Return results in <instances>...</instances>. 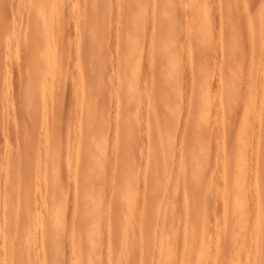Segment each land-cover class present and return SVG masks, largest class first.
<instances>
[{
    "label": "rangeland",
    "instance_id": "374dc122",
    "mask_svg": "<svg viewBox=\"0 0 264 264\" xmlns=\"http://www.w3.org/2000/svg\"><path fill=\"white\" fill-rule=\"evenodd\" d=\"M2 1L0 0V2H2ZM4 1H3V3L7 2V0L5 2ZM11 1L13 3L17 2L16 5L14 3V5L11 6V4H13V3L8 1V3H7L8 5H6V6L7 7L10 6V8H12L11 10L8 9L9 7L8 8H6V7L1 8L0 7V11L3 8H6V9H3V10H5L6 15L3 12V10L0 13V18H1V14H2V16L3 15L6 16V18L2 17L3 20L0 19V23L2 21L4 22V24L3 25L1 24V25L5 26V29H4V27H2L4 30H2V28H0V30L3 32L8 31L7 34L8 35L10 34V38H11L10 43L12 42L14 36L17 39L16 40L14 38V41H17L20 43L23 42L22 38H23V36L25 37L24 34H26V37L24 39L25 42L23 44H21L22 47L24 44H26L25 45L26 47L24 46V52H23V48L20 47L21 45L19 43H17L18 49H16L17 50L16 51V50H14V48H16L15 47L16 43L12 42L13 44H15L14 47L11 46L13 44L10 45V43H9V46H11V50H12L11 52H13V50L16 51V52H13V54H12L13 57H11V54L8 51V50H10L9 46H8V48H7V46L6 47L2 46V49H1V45H2V43H4V39L1 37L3 40L2 41L0 40L2 42V43L0 42V54H4L3 51L5 50L4 51L5 54L10 55V56H8L9 60L11 58L13 60V58H14L15 61L10 60V62H8L9 60L6 59L8 57H6L7 55L5 56V54H4V60H2V55L0 56L1 63H2V61L4 63L8 62L9 66L8 65L7 66L9 67V69H11V70H9L7 68V66L5 67L6 64L2 63L1 66L4 67V68H2V73L6 72L7 70L9 71L8 74L12 73L9 76V75H6V73H7L6 72L4 74L5 76H2V77H4L3 79H5V78L8 79V77L9 78L12 77L11 75H13V73H14L13 77L11 78V89H10V91H8L5 94H2V92L0 90V92H1L0 93V95H1V100H0L1 101V106H0V113L1 114H0V116L1 117L3 116L2 120H0L1 121L0 124L2 123L1 127H0V144H1L0 145V152L5 154V155L2 154L3 157L1 154L0 155L4 159L6 155L8 157V154L9 155H10V153L13 154V151H12L13 149L11 150V148H14V152L16 153L18 151L17 153L19 155L17 156V153H16V155L14 153L15 156L10 155L11 158H9V159H11V161L14 159L16 161L13 160V162L18 163V162H20L19 157H21V161L23 162L27 158L26 156H28L30 154L28 156V158H30L32 163L31 162L28 163V161H29L28 158H27L28 161H25V162H27L28 164L34 165L35 159H34V161H32L33 159H31V157H32L31 153L32 152L30 151L31 153H29L26 150L28 147H25L26 149H24V143L27 144V142L25 140L28 137L29 139L27 141H32L35 144L36 136L40 135V131H41L40 129L43 126V123L41 122V118H40V116H42V113L40 112V111H42V108H41L40 104H38V105L36 104L37 106H39L38 108H40V109H38L39 112H38V110H36V108H35L36 106H35L34 109H35V111H37V113H34L35 111L34 112L31 111V112H29L30 113L29 114V113H27L29 106L27 108V106L25 107V105H24V107L27 108V110L26 111L24 110L25 112H23V111L21 112L20 108H22L21 107L22 105L21 106L19 105L20 104L19 100L21 99L20 97H22L24 94V92L21 93L24 90H19L20 89L19 85H21V89H24V87H22V85L23 84L25 85V83H26L25 68H26L27 63H28V57H27L28 53H29L28 49H29L30 43H31V39H30L31 38V34H30L31 31H28V30H31L32 21H31V14L29 12V9H28V7L26 8V4L24 5V3L26 2L25 0H11ZM20 1H21L20 6H22V4H23L24 8H21L19 10V8H18L19 6H17V5H19ZM65 1L66 0H64V2ZM114 1L116 2L117 0H113V1L112 0H101L99 3H103V4H101V5L99 4V6L103 7L105 5L103 8L109 9V6L111 7L115 3ZM145 1L146 2L143 3V2H141V0H121L120 5L118 4L119 1L117 2V4L119 6H116V3L114 5L115 8L117 7L116 9L121 8L120 11L119 10L116 11L114 6L112 7V14L111 15L113 17H111V15H107L106 12H104V15H106L108 17V20L109 19L110 20L107 21L108 23H106V21H105L106 16L104 17V24H107V25H104L105 27L101 33L105 34V36H104L105 39H106V37H108V38L106 40H102V41L103 42L106 41V43H107V40H108V42L111 40V42H109L110 43L109 47L113 46V44H114L113 42L115 41L114 45L116 46V50H115V46H113L114 48L112 47L111 49H105V48L103 49L104 45L106 44L104 42V45H102V47L100 48V49L106 50L103 52L102 50L95 48L96 41L95 42L92 41V43L94 42L93 43L94 45H93V47L91 46L92 47L91 50L88 51L87 53L89 56V53L97 50L96 51L97 53H100V51L102 52V55H101L102 59L105 56L107 57V55L111 59V58H114L115 57L114 55H116L119 52L118 56H116V58H114L116 60H114V61L110 60L112 62V63H110V61L108 60L109 58L107 59V61L105 60V58L103 60L100 59V63H102V64L98 63L99 61L93 60L92 65L89 66V62L91 61V59L88 58V61L86 60L87 63L86 62L84 63V60L86 58L83 59V65L81 66L82 68L84 66H87V64L91 68V66H93V63L96 62L95 66H93L94 71L96 69H101V70L103 69L101 71V80L105 81V79H107L109 81L111 87H109V85H107L105 88H102V89L108 90L109 88H111L108 91H105L107 94H108V92H110L109 96L111 99L107 100V98L109 99L108 95L105 92H102L106 95V97H104V94L101 93L102 89L99 90V94L97 96L98 99L100 97V99L98 100V107L99 106L102 107L103 102H105L106 100H107L106 102L108 104L107 108H104V106H103L102 107L103 110L101 109L102 111L101 112L99 111L101 114V115L99 114V116L104 118L105 123L107 122L106 124H109L108 129L106 128L107 132L106 133H103V132L100 133V135L106 134V138H107L106 145H108V146L106 147L105 151L102 148H98V150L96 149L93 152V153H95V157H93L92 159H87L85 157V155L87 153L85 155H83L81 157V163L82 164L80 163L81 165H79L77 167L75 165V162L72 163V159H74L72 157L74 148H72V147H74V145L76 144V142L78 140L77 136H79V135H77L76 137H73V136H75L74 133L78 134V132H74V131H78V129L84 128V126L79 123V119H78L79 115H76V114H78V112L77 111L75 112V110H77L76 108H80V103H77V105L79 104L78 107L76 104L73 105L72 103L79 102L81 100L80 95L82 96V94H80L81 91L79 93L80 95L79 94L73 95L75 92L74 91L71 92L74 89L73 87H75V88L79 87V86H75L74 83L72 84L71 81L75 79L74 82H78L79 77H77V79H76V77L74 76V73H72V70L75 68V66H73L74 68H72L71 63L69 61L72 62V65H74L76 60H78L77 63L81 62L79 64H82V61H81L82 57H84L85 54H87V53L84 54V52H85L84 47L81 48V51H84L83 54H82V52L80 54V52L78 51L79 50L78 47L80 45L79 41H81V43H82V40H79V39L85 38L86 35H89L88 37H91L90 36L91 30H89L88 32H85V36H82V35H84L83 31L88 26V22H89V26L91 24H90L89 18H85L87 16L84 15V14H86L85 2H82V0H78V1L70 0L71 3L69 2L70 4H68V0H67V3H65L66 6H68V7L66 9L67 14L64 13V24L65 23L67 24L66 20H68V18H69V20H72V22H71L72 24L68 20V24L63 26L64 29L62 30V31L66 30L65 34H63V37H61L62 35H60V37L62 39L61 41L65 47V50L67 49L65 51L66 53L64 52V55H66V58L68 59V60L66 59L67 62L64 63L65 59L63 57L64 62H62V63H64L63 67L65 66V64H67V68L69 67L68 69L65 68L66 66L64 67L65 69H67L66 70L67 73L69 74L68 71H70V73H72L70 75L74 76V78L71 77L72 78L71 81L68 79L69 82L71 83V86L73 85V87H72V90L69 88V90H71V91L68 92V94H67V91H68L67 87L69 86L68 85L69 82L67 81L68 83L65 84V87L60 88V89H64L63 90L64 94H63V92H61L60 89H57V91L60 90L58 92L61 94V96H59L60 94L56 91L57 94H59L58 95L59 99H56L55 101H53V103H56L57 105H59L60 102H62V101L65 102V99L71 98L70 100H67V102L68 101L72 102V100H73L72 103L68 102L69 103L68 104L66 102L64 104H65V106H66V104L68 105L67 106L68 109H69V107H71L73 105V108L75 110L70 109L71 111L69 110V112H68L67 111L68 109L66 110V108H65L64 110H65V112H67L68 116H67V118H63V116H65V113L62 114L63 113L62 112L63 104H62V106L61 105L56 106V104H54V105L51 104L52 108H53V106H55L53 108V111L56 108H57L56 110L58 111L59 107H61L62 110L60 109L59 111L62 112L61 113L62 115L59 117V120L57 122L53 123L54 126H52L53 125L52 122L50 124L51 127H49V128L54 129L52 131H56L59 128L58 131H56L52 134L50 133V140L53 141L54 143L57 142L56 144L58 146L56 147V145L53 144V146H55L56 149L54 150V147H53L52 150L49 151L51 153H49V152L48 153L54 154V152H56L54 155L59 156L60 161H61L60 165H57V163L55 161L56 159H52V162L57 165L54 168L61 173V174L59 173V175L62 177V181L66 177H67V180L70 178L72 181H74L73 177H75V174L77 172H79V171H77V172H74V171L79 170V169L81 170L80 167H82V165H85L88 167L89 172H90L89 177H91V178L88 177L87 179L89 180V182L86 181L87 183L84 182V185H82L83 187H81V188H83V193L80 192L81 190L78 191L75 189L76 188V186L74 187L75 183H73V182L71 183L70 179L68 180L70 182H68L66 180L67 181L66 184H68L66 186H68V187H66L64 185L66 181H64L62 183L63 187L66 188V189H64L65 191L62 192L60 195V198L62 201V207H61L60 211L56 214V216L54 215V218H56V219H54V221L52 223V226L58 227V228L63 227V225H65V227L60 228L62 231H61L60 236L57 237L58 239L59 238H61V239H59V240L57 239V241H55V238H48L47 240L45 239V241H46L45 244L47 246L46 247L45 244L43 243V241L41 240L42 239V233H43L42 232L43 228L41 229L42 226L41 227L38 226L39 228L37 226H34L35 232L33 231L34 230V228H33L30 232L31 235L29 233V236L31 239L33 238V240H34V238L40 239L38 236V232H39L40 233L39 235L41 236L40 241H42L41 243H43V245L39 243L40 242L39 240H36V242L34 241L35 246L37 243H39L40 245L37 244L39 246V247L36 246L37 248L33 245L36 249H32L31 252L33 253L36 250H37V252L33 253V256L31 255V259L33 258L31 260L32 264H37V263L43 264V260H42V258H43L42 254L43 253L42 254L40 253V250H43V249H41V248H46V250L49 249L48 250L49 251V253H48L49 263L48 264H72L73 263L71 260V258L73 259V252H74V248L71 247V246H73V240H71L72 241L71 245H63V243L65 244V242H66V244H67L68 243L67 241L70 242V240H67V238H69V236H70L69 239H73L75 237V234H76L75 231L76 230L74 231L73 229H75L77 227V225H76L77 222L75 220L78 217L79 210L77 209L78 210L77 215H76V213L74 214L73 212H75V206L77 205L76 206V208H77L78 205L81 204V201L79 203H77L78 199H81V198H78V196L80 197L81 195H85L84 197L81 196L83 198H85L86 196H90V197H88V198L86 197V198L88 200H90L92 198L94 200H91V201L92 202L94 201V204L96 203L95 204L96 206L94 205V207H93L92 206L93 203H92V205H90L91 204V202H90L89 205L92 208L88 207L86 210L87 217L89 216L88 215L90 213L89 211H91V213H90L91 215L88 218L85 217L86 219H89V221L88 220H85V221H88V224L91 223V224H89L90 226L92 224H94L95 222H99V224L102 223L105 226L106 223L118 221L119 222L118 225L120 228L122 227V226H120L122 223H123V226H124V224L126 225L127 223H139V224H141L142 227L145 228V233H144V235H142V239L137 237L139 235L138 231H137L136 236H134V237L135 238L137 237L140 240L135 239L134 242L128 243V254L130 256V261H128L127 263L122 262V260L120 259L121 256H120L119 250H121V249L119 247H118V249L114 248L111 252H110V250H107L106 252H104V249H106V248H103L104 244L102 241L103 240L104 241L109 240V239H106L105 236H107V235H105L104 236L105 238L103 237L104 239L101 240V243L103 244V246H102L103 250L99 249V247L95 245V244H97L95 241L90 242V240L87 241L85 238L83 239V240H85L86 243L84 244L85 246H83V248L81 249V251L83 252V256L81 258V260H82L81 264H146L144 261H142L140 259V256L143 253H146L150 250L151 251L153 250L152 251V253H153L154 249L156 248V246L160 242L165 243V244L168 241H170V242L171 241L172 242L177 241L178 243H180V242L182 243L184 237L185 238L194 237L196 239V243H194V250H195V248H196V250L193 251L196 253V256H198L199 258H203V257H205V255L209 254L210 256H212V259H213L214 251L216 248L215 237H216V235L223 233V222L224 221L222 220L221 217H218V216H216L217 218H213L210 220L207 219L206 214H201L202 211L199 210L200 209L199 206L204 207V206L209 205L210 198L208 197V194L211 192L212 186H214V183L215 184L217 183L216 184L217 190L218 191L220 190L221 193L227 192V189H234V188L239 189L240 188L237 193H234V195H231L226 199V203L233 205L231 211H228V218L231 219L232 232H234L231 235L234 237H240V236L242 237L244 235L248 236L252 232H255L257 234V236H261L264 234V218L260 217L261 215H264V208L262 210H260L259 206L256 207L253 205L254 208L251 207V209H250L248 206L244 205L245 203H247L246 201H249V199H251L252 197L254 198L255 196L258 198L259 201H264V152H262V154L258 153L259 147H260V145L258 143L259 139H260L259 135L260 134L264 135V78L257 75V73H255V71L252 69V63H251L252 58H253L251 56V54H255L256 57H258V59L260 61L264 60V47H262V48L260 47L256 53H253L251 43H250L251 27L258 26L264 22V13L262 12L263 11L262 7H264V0H220V2H219V0H213L214 2L212 0L211 1L208 0V2L210 1L209 3L211 4V6L209 5V7H211V8L209 9L210 11H208L207 14L200 11L201 3H199L197 0H190V1L189 0H181L182 4H181L180 0H176L177 2H180V3L178 4L175 1L177 3V5H175V7H177L178 5L181 4L180 7L179 6L177 7L180 10L178 9L175 11L176 8H174V12L172 11V13L174 15H172V16H175V18L177 17L176 19L173 17L174 25H176V26L178 25L179 29L181 28L180 30L178 28H176L177 29L176 37H177V39L178 38L179 39L175 40L174 37L173 38H166V36H165V38L164 37H162V38H164V40H166L165 42L168 41V43H172V40L178 41V42H176V43H178V45L176 43H174L176 46H174V44L172 43L174 46L173 49L177 50V51H172V53H173V56H176L177 58H179V56H177V55H179V53H180L181 62L177 63V64H179V67L176 64L177 69L179 68L178 71L175 70L176 66L174 65L175 67L172 66L174 68L169 70L168 73H167V71L164 72L163 76H161L162 74H160V69H158L154 66L152 69V64L155 62V59L151 60V58H155V56H157V58L160 57V55H161V57L163 56L161 53H160V55L159 54L158 55L153 54V51L155 49H151V48H153L152 45L154 44V38L156 36V35H154L155 31H156V27H158V24L156 23V21H153L156 19L153 16H154L155 11H156L155 6H158L157 0H156V4L154 3L155 8L151 7V6H153V2H155V0H145ZM78 2H80V3L82 2L81 6H79L80 4ZM183 2H185V3H183ZM144 4H146V5H144ZM75 5H77L81 8H78V7H77L78 9L76 7H75L76 9L73 8ZM2 6H4V5H2ZM82 6H84L83 7L84 9H82ZM144 6H146V7H144ZM148 6H150V7H148ZM198 6H199V8L196 9ZM16 8L18 9V11H21V14H20V12L18 13L19 15L17 14V12L15 11ZM25 8L28 9L27 13L25 12V10H26ZM126 8H128V9L126 10ZM68 9H72V10L75 9L77 11H75V10L74 11L76 13L78 12L79 14H75L74 11H71V10H69V13H68ZM79 9H80V11H79ZM81 9H82V11H81ZM7 10H8V14H7ZM22 10L24 11L23 12L24 14L25 13L27 15H28V13L30 14L28 18L26 15L22 14ZM83 10H84V12H83ZM123 10H124V12H123ZM198 10L200 12H197ZM118 11L120 13L117 14ZM177 11H179V12H177ZM80 12H82V14L84 13L83 14L84 16L82 15L81 19L79 18V17H81ZM121 12H123V13H121ZM175 12H177L176 15H178V16L175 15ZM255 12H256V15H254L253 18L248 17ZM195 13H197V14H195ZM199 14H201V16H199ZM21 15L22 16L24 15L26 18L24 16H23L24 17L23 18ZM76 15H77V17H76ZM192 15H194V16H192ZM196 15H198V16L195 17ZM17 16L19 18H21V20L26 19L27 22L24 23V21L17 19L18 18ZM73 16H75V19H77V20L74 21L72 19ZM117 16H119V17H117ZM9 18L11 19V21ZM78 18H79V20H78ZM111 18H112V21H111ZM123 18L126 19V21H128V24L124 23V21L120 22V21L124 20ZM4 19H6V20H4ZM116 19H118V20L120 19V21L118 22V20L116 21ZM14 20L15 21L18 20L17 22H19V23L15 22L16 24H14ZM20 21L23 23H21ZM78 21H80V22H78ZM114 21H116V22L114 23ZM11 22H13L14 26L11 25L12 24ZM111 22L115 25L117 24V26L120 25L121 23H124V24L121 25L122 29H119L120 26H118V28L116 26V28L118 29V30L115 29V30H117V33H116V31H113V28L115 27V25H113ZM93 23L94 22L92 21V24ZM6 24H7V27L9 26L8 28L11 31H13L14 29L16 31H13L14 32V33L12 32L13 34L11 32L9 33V30H7L8 28L6 29ZM111 24L114 26L112 28V30L109 29V28H111ZM10 25H11V27H14V29L11 28ZM174 25L172 24L173 27H174ZM16 26H17V29L15 28ZM81 26H82V28H81ZM89 26H88V28H89ZM203 26L205 28L207 26H209V28H212V31L214 32V34L209 36L210 40L212 39L211 41L209 40V38H206L207 40H205V38L203 37V36L208 37V35H204L205 31L203 30L204 29ZM127 27H128V31H127ZM20 28H22V29H20ZM191 28H192V30L195 29L194 32H195V35L197 34V36L194 37V35H192L194 32H192L190 30ZM23 29H24V31L22 32ZM108 29L110 32L107 31ZM176 29H175V31H176ZM157 30H158V28H157ZM159 30H160V28H159ZM189 30H190V32H189ZM200 30L203 31V36H201L202 32H200ZM19 31H21L23 34V36H21L22 34L20 32L21 35L19 34V37L20 36L21 37L20 38L18 37L19 39H22L21 41L16 37L18 35L17 33H19ZM78 31H79V33L81 32L80 33L81 38H79L80 35H78L79 34ZM85 31H87V30H85ZM125 31H127V32L125 33ZM254 31H255V33L253 32V34L260 35V33L262 31H264V24L262 26H259L258 28H256ZM107 32L111 33V34H108ZM123 32H124V34H122L123 36H125V34H126L127 36H131L132 38H138V40L134 39V41L129 44L131 50H133L136 46H139L141 44V41H143V48L145 47V49H144V55H145L144 57L145 58L143 59L144 61H142L140 68H138V67L136 69L131 68V70L134 69V71H131V73L133 72V75L132 74L131 75L133 77L137 76L138 77L137 80H139V83L135 79L134 80L135 82H132L129 85H127L124 88V92L127 91L128 94L125 92L127 94V96L122 98V97H118L119 87L117 89L116 84L121 83L119 80L120 77L118 75L119 74L118 73L119 72L118 63L121 62V57H122L123 51L120 52L122 50V49L120 50V48L123 47L124 51L127 48L126 43L121 41L125 38L121 35V33H123ZM62 33H64V32H62ZM75 33H77V34H75ZM156 33H158V31H156ZM189 33L190 34L192 33V34L188 35ZM11 34H12V36H11ZM28 34H30V35H28ZM205 34H207V33H205ZM3 35L5 36L4 33H3ZM109 35L111 36L110 39H109ZM119 35H120V38H119ZM198 35H200V37H203L204 39L198 38ZM142 36L144 38H142ZM158 36H159V33H158L157 37ZM196 37L198 38V40ZM194 38H196V39H194ZM75 39L78 41V43L75 41ZM241 39H242V41H241ZM85 40H88V39H86V38L83 39V42H85ZM89 40H91V39H89ZM204 40L206 41L205 45L203 44V43H205ZM208 40H209V42H208ZM26 41H27V43H26ZM196 41L199 42L200 44L197 43ZM243 41H245V42H243ZM120 42L122 43V45H121V47H118L121 44ZM242 42H243V44H242ZM65 43L67 44L68 48L66 47ZM109 43H107L105 47H108ZM189 43H190V45H193L191 48H190ZM195 43H197V45ZM207 43H208V45H207ZM74 44H76L78 46H75ZM82 44H84V43H82ZM86 44H85L86 47H88L89 45H92V44H89V45H86ZM209 44H210V46H209ZM18 45H20V46H18ZM177 46L179 48L180 47L181 48L179 49ZM74 47H77L78 50ZM80 47H82V46H80ZM139 47H141V46H139ZM188 47L190 48V50L192 52L191 53L192 55H190V56H188L189 54H187L188 53V51H187ZM68 49H69V51H68ZM72 49L73 50L75 49L74 50L75 52L78 51L79 54L76 53V55L78 54L79 57L81 55V58L78 57L81 60L75 58L78 55L75 56V54H74L75 52ZM206 49H208V50H206ZM6 50H7V52H6ZM110 50H114V51L111 52ZM209 51H211V52H209ZM208 52H209V54L206 55V53H208ZM23 53H25V54H23ZM68 53H69V55H68ZM104 53H106V55ZM111 53H112V57H110V55H109ZM120 53H121V55H120ZM176 53H178V54H176ZM71 55H72V57H71ZM103 55H104V57H103ZM152 55H153V57H152ZM21 56H22L21 63L23 62L22 66H21V64H19ZM204 56H207V57L204 58ZM26 57H27V60L25 59ZM117 57H118V59H117ZM73 58H75V61L73 60ZM206 58H208L209 60H207ZM204 59H206L208 61L206 63L207 64L206 66H208V72L210 71V73H207V67L205 65H204V68H202L203 66L201 68H199V65L201 64V62ZM14 62L19 64L20 66L15 64L17 66L15 68V65L13 64ZM107 62L109 65H107L106 68L105 67L103 68L102 66H100V65H103L104 63L105 64L103 66H105ZM155 63H157V62H155ZM90 64H91V62H90ZM23 65L25 68H23ZM75 65L79 66L78 64H75ZM116 65H117V73L118 74L114 73L116 71V69L112 70V67H111V66H114L113 68H116L115 67ZM1 66H0V68H1ZM12 66H13V68H12ZM89 67H88V70H86V68L81 69L80 67L79 68L82 71H80L78 67H77L78 69H76V70L79 71V74H81V76H83V78L86 77L89 80V78L91 76H89V78L87 76H85L88 73L89 74L92 73L91 72L92 69L89 70ZM100 67H102V68H100ZM110 67H111V69H110ZM6 68H7V70H4ZM17 68H18V70H17ZM154 68H156V69H154ZM150 69L153 72H150L151 71ZM203 69H206V70H203ZM74 70H73V72H74ZM83 70H86V71L83 72ZM111 70L113 71V73L108 74L111 72ZM97 71H95L93 73V75ZM106 71L107 72L109 71L107 74H108V77L110 79L111 78L114 79L115 77H113V76H115V74L118 75L116 77H119V79L115 78V80L116 81L118 80L119 82L117 81L118 83H116V81H113V79H112V81H110L109 78L106 77L107 76V74L105 73ZM174 71H177V72H174ZM22 72H24V74ZM77 73L78 72H76V74ZM83 73L85 75H82ZM104 73H105V77H106L105 79H103ZM149 73H150V77L148 75ZM161 73H163V72H161ZM79 74H77L76 76H79ZM151 74L154 76H152ZM206 74H207V76L209 75V77L212 76L211 77L212 79L207 78ZM1 75L2 74L0 72V76ZM70 75H69V77H70ZM93 75L90 78V81H87V79H86V83L91 82V80H94ZM146 75H148V78H146ZM160 76H161V78H163V79L166 78V79L162 80L160 78ZM205 76H206L207 80L209 79V81H211V82L213 80V83L210 85H212L211 86L212 92L215 91L214 94L212 93L213 94V100L210 101L211 105L213 106L212 107L210 105V107L212 109L211 110L212 116L210 115V118L207 116V113H202L201 115H198V116H196V114H195V116H193L195 109L193 108V106H191L192 100H193L192 95L194 93L198 94V93H200V91H202L203 86L206 82ZM255 76L257 77V79H255ZM142 77H143V79H142ZM140 78L143 81L142 80L140 81ZM3 79H2V81L0 79L1 84L3 83ZM147 79H149V80H147ZM167 81L169 83L168 86H170V87H169V89L165 87V89L167 90L166 91L164 89V87L162 86L163 87L162 89H164L163 91H166L163 93V96H164V94H166V95L168 94L166 97L165 96L164 97H165V99L170 98L169 102L167 100V102H168L167 105L170 104L171 107L168 106V108H166L167 107L166 106L167 102L165 103L166 100H164V97H163V100H162V97H160L161 100L157 99V103H159V104H156V109H157L156 111L157 112L151 113L150 110H152V109L149 106L150 105L149 100L147 99L148 98L147 96L150 95L148 92H150L151 95H154L153 92L157 91L160 83L163 82L161 85H163V84L166 85ZM92 82L94 83V81H92ZM221 82L224 83V88H222V89L219 87L220 85H218V83L221 84ZM19 83H21V84H19ZM109 83L102 82V85L105 86V84H109ZM176 83H177V85H176ZM179 83L181 84V86L183 84V86L179 87L180 86ZM206 83H208V82H206ZM76 84H78V83H76ZM87 84H89V83H87ZM113 84H115V85H113ZM66 85H67V87H66ZM92 85L89 84V88H88L89 91L91 90V86H92V88L94 87V84H92ZM95 85H97V83ZM137 85H142V88H141V86H139L141 90L140 89L138 90V88H137V91H135L136 90L135 87H137ZM113 86H115L116 87V88L114 87L115 90L117 89L118 91H116V92H114L115 90L111 91L113 89ZM1 87H0V89H1ZM212 87H213V89H212ZM133 88H135V89L133 90ZM176 88H177V90H176ZM76 89H75V91H76ZM78 90H80V87ZM96 90L98 91L97 88L92 89L90 91V93H92V91H96ZM168 90L170 91V93L168 92ZM19 91H20V93H19ZM94 93H97V92H94ZM180 93H182V94L180 95ZM202 93L203 92H201L199 94V97L202 95ZM18 94H19V96H18ZM92 94H90V95H92ZM64 95H66V98L63 97ZM169 95H170V97H169ZM194 95H196V94H194ZM17 96L19 97V100L17 99L18 98ZM101 96H102L103 101H100ZM111 96H113V97H111ZM2 97L6 98V100H7L6 102H8L6 105H5V100H3ZM77 97L80 98V99L78 98L79 101H77ZM103 97H104V99H103ZM255 97L257 98V100L263 99V105L261 106V108H259L258 105L256 104L257 100L255 99ZM258 97H259V99H258ZM63 98H65V99H63ZM73 98H75V99H73ZM146 99H147L148 103H146ZM57 100H59V103L57 102ZM223 100H224V102H223ZM3 101H4V105H3ZM162 101H163V103H162ZM108 102L110 103L111 106H109ZM219 102L221 105L222 104H224V105L221 106L219 104ZM105 103H104V105L106 106L107 104H105ZM164 103H165V105H164ZM70 104H71V106H70ZM8 105H10V107H9L10 109L7 108ZM49 106H50V104L48 105V107ZM75 106H76V108H75ZM48 107H47V109H48ZM216 107H218V108H216ZM4 108H7V109L4 110ZM49 110H50V108H49ZM56 110L54 112L53 111H50V112L56 113ZM220 110L222 111L221 113L219 112ZM29 111H30V109H29ZM249 111H251V112H249ZM20 112H21V114L22 113L24 114L23 116H25L23 119H22L23 116L20 114ZM2 113L4 115L6 113H8V115H11L13 118L12 121L17 122V120H19L20 121V122L18 121L19 124L12 122L11 121L12 118H9L10 116H8V115H5V117H4V115ZM40 113H41V115H39ZM48 113H49V111H48ZM70 113L71 114L74 113L73 114L74 116L73 117L70 116ZM132 113H134L138 119L137 120L138 123H136L134 126V130L137 129L136 134H135L136 140H134V142L132 141V142H128V143H119L118 145L115 144L118 142L119 138L121 139L120 135H122V134L125 135V132H126L124 129L125 126H123V128H122V129H124L123 133L119 132L118 135L119 134L120 135L119 136L116 135L118 137L115 136V134H117V130L116 131H114L113 129L110 130V128L114 127V124H115V128L117 127L119 117H124V116H127L128 114L131 116ZM251 113L253 116L251 115ZM26 114L29 115V118L32 117L31 120L27 117ZM31 114H32V116H31ZM49 114H51V116L52 115L54 116V114H52V113H49ZM59 114L60 113H58L57 116H59ZM38 115H39L38 119L40 120V125H42L39 127H38L39 122H34L36 120L38 121V119H36L38 117ZM75 115L78 118H76ZM20 116H22V117L20 118ZM247 116H249L251 120H249V117H247ZM1 117H0V119H1ZM16 117L17 118L19 117V119L15 120ZM48 117H49V115H48ZM192 117L196 120L195 125H194V121H193L194 119L191 120ZM50 118L53 119L52 117H50ZM62 118L64 120L66 119V122L63 121ZM71 118H72V120L70 121ZM73 118H75L74 122H73ZM109 118H110V120H109ZM146 118L147 119L149 118L151 120H152V118L160 119L166 125L172 123L170 126H168L169 129H166L167 135L169 134V136H167V143L168 144L165 143L166 140L164 142L165 144L162 142V144H164L165 147H164V145L162 146L160 140H157L158 139V133L153 131V132H150V134H149L148 131H150L151 125L148 124L149 119L147 120ZM219 118H221V119H219ZM246 118H248V120ZM57 119H58V117H57ZM67 119L69 120L70 124L67 122L68 121ZM76 119H77V121H76ZM29 120L31 123L32 122L33 123L31 124L29 122ZM190 120L193 122H191ZM6 121H7L8 125L5 123ZM50 121L51 120H49V122ZM55 121H56V119H55ZM111 121H113V122H111ZM164 121H168V122L166 123ZM26 122H28V123H26ZM64 122H65V124H61ZM198 122H201V123L198 124ZM4 123L7 126H5ZM35 123H37L38 125ZM189 123H191V124L193 123L192 127H194V128H192V127L191 128L194 129L193 133H192V136H194V141H193V139H192V141L190 140L191 134L189 135V133L192 131L189 129L190 125H191V124L189 125ZM112 124H113V126H111ZM139 124H141V125L139 126ZM33 125H35V126L37 125L36 127L34 126L35 129L38 127V129L36 131L33 129L35 132L32 131ZM61 125H63V126H61ZM77 125H78V127H77ZM74 126H76L77 129H75ZM105 126H107V125H105ZM4 127H6V129ZM64 127L65 128L67 127L68 130L67 129L65 130ZM165 127L167 128V126H165ZM3 129H5V130H3ZM61 129L62 130L64 129L63 130L64 133H62L63 131ZM82 130H79V134L81 133ZM187 130L189 131L188 135H186ZM60 131H62L60 136L58 135L59 136L58 139L56 138L58 141L55 142V140H54L55 136H57V133ZM65 131H66V133H65ZM70 133H72V135ZM155 133H156V135H154ZM200 133H207V135H209V136H212V134H213V136L209 138L208 142H206L204 140H202V141L195 140V137L197 135H199ZM62 134H66V136H68L69 138H70V136L73 137V139L72 138L70 139L71 141L69 140L68 137L66 138V140L64 139L65 143H67L68 140L70 141L69 143H67L68 144L67 146H69V147H67L64 144V142H62L63 140H61V139L66 137L65 135H62ZM108 134H109V137H108ZM61 136H63V137H61ZM155 136H156V139H155ZM187 136H188L189 141H187V139H186ZM257 137H258V139H257ZM37 138H38L37 141H39L40 140L39 136ZM165 138L166 137H164V139ZM6 139L11 143V145L8 141H6ZM59 140H60V142L63 143V145H62V143L59 142ZM6 142H7V145H4ZM17 142H19V143H17ZM32 142H30V143H32ZM186 142H190V143H186ZM33 143L30 146L32 149L30 147L28 149V150H32L33 153L35 152V148L33 150V147L36 146V149H38V148L42 149L45 147L44 144L40 145L42 143V142L40 143V141L37 142L38 146H37V144L34 146ZM263 144H264V140H263V143L261 144V149L264 148V147H262ZM28 145H29V142H28ZM113 145H114V147H113ZM166 145H168V146H166ZM8 146L11 148H9ZM42 146H44V147H42ZM161 146L163 147V149ZM20 147H22L23 150H26V152L25 151L23 152V150ZM58 147H60V148L62 147V148L60 149ZM67 148L68 149L71 148L72 150L71 149L68 150ZM7 149L8 150L10 149L9 152H7L8 154L6 153ZM44 149L41 150V153L45 157L44 153H46L47 148H46V150H44ZM65 149H66V152H65ZM3 150H5V151L3 152ZM15 150H17V151H15ZM156 150L157 151L159 150V151L156 152ZM20 151H22V152H20ZM63 151L66 154L67 153L69 154V155L68 154L67 155L69 157H71V158H69L70 160L66 159V158H68V156H66V154L64 155ZM70 151H71V155H70ZM100 151H102V152L100 153ZM185 152H187V153L190 152V155L187 153H186L187 155L186 154L184 155ZM23 153H25L24 156L22 155ZM26 153H27V155H26ZM33 153H32V155H33ZM48 153H47V155H49ZM154 153H157L158 154L157 157H159L161 159L162 163H165V164H167V162L169 164V161H172L174 159L172 162H170V164L172 163L171 165L173 168V174L175 172H177V174H175L176 178H174V175H173V178H170L168 182H164V183L160 184V186H157L158 190H155V185H158L160 183V181L163 179H161L162 177H160L162 174L159 175V173H158L159 169L156 167H153L151 165L152 162L150 159H152ZM165 153L170 154V155L166 156L167 154H165ZM61 154H62V156H61ZM162 154H165L164 155L165 158H162ZM172 155H173V157H172ZM16 156H17V158H19L18 160L15 158ZM181 156H186L185 158H186V160H188L187 163L189 161L190 162L188 163V167L180 166V168L178 169L177 166L180 163L179 159L181 158ZM34 157H35V153H34L33 158ZM2 158L0 160V165L3 164L1 166V169L4 171L5 159L3 161ZM22 158H24V160ZM169 158H171V159L169 160ZM164 159H167V160L164 161ZM65 161H66V163L67 162L69 163V161H71L70 163H72L74 165V168L76 167L75 168L76 170H74L73 167H70V166L68 167V169H67L68 171L67 170L66 171H67V175H69V176L62 175V173L66 174V172L63 170L64 168H67ZM73 161H76V159H74ZM25 162H23V163H25ZM50 162L47 163V166L53 164V163L50 164ZM149 163H151V164L149 165ZM20 164H21V162H20ZM28 164H24V166L27 165L25 168H24V166H22L23 164L20 165L24 168V170H22L23 168L20 170L22 172V173H20V179L17 178L21 182V183H19V181H18L20 186H22V185L25 186L24 184H26V183L22 184V181L25 180V182H27V179L25 178V176H26L25 173L30 175L29 173L26 172V171L29 172V169H30L29 168L30 165H28ZM17 165H19V163ZM166 166H168V165H166ZM173 166L177 167V171H176V168H174ZM189 166H191V167H189ZM19 168L20 167L17 166L18 170H19ZM3 171H2V174L3 175L5 174V175L3 177L0 174V180H1V177H3V178L7 177L8 172H9V171L7 172L6 168H5L6 173L5 172L3 173ZM14 171H15V169H13L10 172L13 173ZM23 171H24V173H23ZM19 172L17 171L18 174H19ZM69 172H70V174H69ZM71 172H74V175L71 174ZM190 172H191V175H189V177H188L189 179H187V182L185 183L183 177L185 178V176H187L186 174L190 173ZM192 172H194V173H192ZM177 175H178V177H177ZM21 176L23 177L22 178L23 180L21 179ZM30 176L31 177H28V181H29L28 184L29 185H31V183L33 182L32 180H35V177H32V176H34V174H32ZM5 181H6V178L3 181H1L0 184H1V186L3 184L4 189L6 190V185L4 183ZM30 181H32V182L30 183ZM247 182H251V184L253 185L252 190H248L247 188H243L244 183H247ZM69 183H71V185ZM223 184H227V186L225 187L226 189L220 188L223 186ZM43 185H44V182H43ZM217 185L218 186L220 185V186L218 187ZM239 185H240V187L238 188ZM1 186H0V191L2 192L4 189H2ZM69 186H70V188L74 187V189H72V188L69 189ZM171 187H176L175 193L174 192L169 193ZM46 188H47V186L45 184L44 188H43L44 195L41 194L42 192L40 193L42 195V197H40L41 196L40 194H39L40 196H38V194H34V198L36 200L34 199L33 200L34 203L33 202L31 203L32 206L34 204L36 205L38 203L37 204L38 210H39L38 213H40L41 198L45 197V195H46L45 194ZM185 188H187L188 191L190 192V195H191L190 199L191 200L193 199L194 206H197V202L198 203L202 202V205H203V206L201 204L198 205L192 211L188 210L189 212L187 211L188 212L187 214L184 212V211H186L185 205L188 206V204L189 203L191 204L192 201L189 200L188 196H185L186 195V192H184ZM5 190L3 191L4 194H5ZM80 193H82V194H80ZM85 193L88 195H86ZM90 193H91V195H90ZM3 196H4L3 194H2V197L0 196V199H1L0 201L3 202V203L0 202L2 204V205H0V210H1L0 213H2L0 215H2V216H3V212L6 211V208L4 207L5 200L3 199ZM36 196L40 197V199L37 197L39 199L38 202H36L38 200L36 198ZM157 196H160L159 200L161 202H163L164 205H168V206H172V207L174 206L177 209V212H178V213L176 212L177 215L180 214V216H181V218L178 216L179 219H177V220L181 221V222L179 224H177V227L175 226L176 228H165V230L163 231L164 232L163 234H156L154 232V228H153L156 224L159 223V221H161V218L163 217L161 215L163 213L161 211L162 208L161 209L155 208V207L154 208H152V207L147 208L148 204L149 205L152 204V201H154L155 197H157ZM206 197H208V199ZM204 198H205V200H204ZM18 199H19V197H18ZM206 199L208 200L207 202H209V203H207V205H204L206 202ZM2 200H4V201H2ZM15 200L16 199H10L9 203H12V201H13V203L17 202ZM19 200H18V203H19ZM85 201L86 200H83L82 202H85ZM215 202H217V201H213V203L211 202L212 204H214L213 210H215L214 208L217 207L218 208L217 212L219 215L221 213V205H219V202H218V204L217 203L215 204ZM70 203H72V204H70ZM83 204H85V203H83ZM15 205H14L15 209H17V204H15ZM19 205H21V207H20L21 209L19 208L20 209L19 211L24 212V210H25L24 204L21 203ZM35 205L33 207H35ZM183 205H184V207L182 208V210H183L184 214L179 212V211H181L180 206L182 207ZM37 206L35 207L36 210H37ZM190 206H189V208L187 207V209H191L194 207V206L193 207L192 206L190 207ZM2 208L5 210L2 211L3 210ZM22 208H24V209H22ZM41 208H42V206H41ZM145 209H147V210H145ZM71 210H72V212H71ZM77 210H76V212H77ZM17 211H18V209L15 212H17ZM19 211H18V213H19ZM144 211H147L146 212L147 215H146V213H144ZM215 211L213 212L214 215H215ZM15 212L13 213L14 215L13 214L12 215L16 217ZM240 212L249 213V216H247V215L244 216ZM181 214H183V216ZM185 214H186V216H185ZM257 214H259V216L257 218H255L257 216ZM73 215H74V219H72ZM92 215H93V217H92ZM2 216H0V217L2 218ZM18 216H20V215L18 214L17 217ZM262 217H264V216H262ZM4 218H5V216H3V220H5ZM253 218H255V219H253ZM20 219H22V218L20 217ZM20 219H19V222H21ZM70 219L74 220L75 225L73 224L74 222H72ZM3 220L2 219L0 220L1 221V224H0L1 229H3V227H2V225H3L2 221ZM68 220H70L72 222V224H70ZM182 220H183V222H182ZM92 221H95V222L93 223ZM184 221L187 222V225L189 223L192 225V227L189 229L188 232H187V230H184V228H185L184 225H186V224L183 225ZM251 221H253L255 225H253V227L251 226L246 231H245V229L243 230V228H245V226H247V224L251 223ZM118 222H116V223H118ZM68 223H69V226L70 225H72L73 227L75 226L72 229L74 231V233L71 230V228L67 229V230L72 231V232L70 231L71 232L70 234L73 233L72 235H74V237H72V235H68L69 234L68 231L65 232V229L69 227V226L66 227V225ZM19 224H17V225H19ZM218 225H219L218 230H215V227ZM242 226H244V227H242ZM19 227L21 228V226H19ZM124 227H122V229ZM17 228H18V226H17ZM46 228H47V226L44 228V230ZM0 232H1V230H0ZM36 232H37V234H36ZM19 233H20V231H17L18 239L20 236ZM66 234L68 237L66 236ZM159 235L161 237H158ZM182 236H183V238H181ZM107 238H108V236H107ZM120 238H121L120 236H115L113 238V240H119ZM20 239H21V237H20ZM60 240H61V242H63V243H61L62 245L60 243H57ZM104 243L106 245L109 244L107 241H105ZM220 243H223V244L225 243V251H226V253H228V255H233L236 252L235 247L231 244V240L229 239V237L221 239ZM258 245H259L258 242L250 243V245H249V243H246L243 250H249V249L252 250V249H254V247H256ZM69 246L71 248H69ZM88 246H90V247L88 248ZM38 248H40V249H38ZM38 251H39V253H38ZM70 252H72V253L70 254ZM109 254H110V256H109ZM37 255H40L42 257L37 256ZM70 255H71V257H70ZM67 256H68V259H67ZM19 258H21V257H19ZM25 260L26 259L24 257L22 258V261H20V259H19L21 264H27L26 263L27 260L26 261ZM1 261H3V259ZM17 261H18V258H17ZM35 261H37V262H35ZM164 261H167V263H168L169 260L165 259ZM210 261H211V257H210ZM22 262H24V263H22ZM170 262L171 261H169V264H170ZM17 264H20V263L17 262ZM194 264H195V262H194ZM209 264H211V262ZM217 264H219V261Z\"/></svg>",
    "mask_w": 264,
    "mask_h": 264
},
{
    "label": "bare ground",
    "instance_id": "6f19581e",
    "mask_svg": "<svg viewBox=\"0 0 264 264\" xmlns=\"http://www.w3.org/2000/svg\"><path fill=\"white\" fill-rule=\"evenodd\" d=\"M2 1V0H1ZM4 1V0H3ZM3 1L2 2H0L1 4L3 3ZM6 1V0H5ZM4 1V2H5ZM8 1H10L11 3H13L11 0H7V2L6 3H3L2 5H4V6H2L1 4V8L2 7H6V8H8L9 10H11L12 8H10V6H6V5H8L7 3H8ZM26 2L24 3V5L26 4V8L28 7V9H29V12H30V14H31V21H32V25H31V30H28V31H31V43H30V47H29V53H28V63H27V66H26V68L24 67V65H23V68H25V78H26V83H25V85L23 84L22 85V87H24V89H21V85H19V87H20V89L19 90H24V91H22L21 93H23L24 92V94H23V96L22 97H20L21 99L19 100V94H18V100L20 101V106L22 107V108H20L21 109V112L23 111V112H25L26 110H27V108H28V106H29V109H30V111H29V109H28V112L27 113H29V112H34L35 111V109H34V107L36 108V110H38V109H40V108H38L39 106H37L38 104H40L41 105V108H42V111H40L41 113H42V116H40V118H41V122L43 123V126L42 125H40V120L38 119L39 118V115H41V113L38 115V117L36 118V119H38V121L36 120V121H34V122H39L38 124L37 123H35V124H37L38 125V127L39 126H42L41 127V131H40V135H38L39 136V138H40V145H42V144H44V146L47 148V151H46V153H44L45 154V157H44V155L41 153V150L42 149H44L45 147L44 146H42V147H44V148H38V149H36V144H37V142H39V141H37L38 140V136H36V142H35V144L32 142V141H27L29 138L27 137V139L25 140L26 142H27V144H25L24 143V149H26L25 147H28L26 150L29 152V153H33V151L32 150H28L29 149V147L31 146V144L33 143L34 144V146L35 147H33V150H34V148H35V157L33 158V156H34V153H33V155H32V153H31V159H33L32 161H34V159H35V164L33 165V164H28L29 162H31V160H30V158H28V156L30 155H28V156H26L27 155V153H26V157L29 159V161H28V159L26 158L25 159V161H28V163L27 162H25V161H23V162H25V163H23L22 161H21V157H19L20 158V162H21V164H20V162H18L19 163V165H17L18 163H14L13 162V160L11 161V159H9V158H11L10 157V155H14V148H11V147H9V148H11V150L13 151V154H11L10 153V155L7 153V152H9V150L7 149V151H6V153L8 154V157H7V155L5 156V161H4V159L2 158L3 157V155L2 154H4V153H1L0 152V154L2 155V157H1V155H0V160H1V158L3 159V161H4V171L1 169V166L3 165H0V174L4 177V175L2 174V171H3V173L5 172V168H6V170H7V172H8V175H7V177H5L6 178V181L4 182L5 183V185H6V190L4 189V186H3V184H2V186H1V184H0V186H1V188L2 189H4L5 190V194L3 193V191L0 193V196L2 197V194L4 195L3 196V199L5 200V203H4V207L6 208V211H4L5 209H3L2 211H4L3 212V216H5V220H3V216L2 215H0V216H2V218L0 217V220L2 219L3 221H2V223H3V225H2V227H3V229H1V227H0V230H1V232H0V264H17V262L18 263H20L21 264V262L20 261H22V258L24 257L26 260H27V264H30L32 261V259H31V255L33 256V253H35V252H37V250L36 251H34L33 253L31 252V250L32 249H36L37 247L36 246H38V245H40V244H42L43 245V243L45 244L46 243V241H45V239L47 240L48 238H55V241H57V237H59L60 236V234H61V229L60 228H63V227H65V225H63V227H54V226H52V223H53V221H54V219H56V218H54V215L56 216V214L60 211V209H61V207H62V201H61V198H60V195H61V193L62 192H64L65 190L64 189H66V188H64L63 187V185H62V183L64 182V181H66L67 180V177L65 178V179H63V181H62V177L59 175V171H57L54 167L55 166H57V165H60V163H61V161H60V158H59V156H55L54 154L56 153V152H54V154H49V153H51V152H49V151H51L52 150V148L54 147V150L56 149L55 148V146H53V144L54 145H56V147L58 146L56 143V141H58L57 139H58V137L60 136V134H61V132L65 129H67V127L65 128L64 127V129L62 130V131H60V132H58L57 133V136H55V142L56 143H54L53 141H51L50 140V133L52 134V133H54V132H56V131H58L59 130V128L56 130V131H52V130H54V129H51V128H49V127H51V122H52V124L53 123H55V122H57L58 120H59V117L62 115V114H64L65 113V116H63V118H67V116H68V114H67V112H65V108H66V110L68 109L67 108V104H66V106H65V104L64 103H66L67 102V100H70L71 98H69V99H65L66 98V95H64L63 97H65V98H63V99H65V102L64 101H62V102H60L59 103V100H57V102L59 103V105H61L62 106V104H63V106H62V109L64 110H62L61 109V107H59V110L61 109L62 110V112L61 111H57L56 109H54V111L56 110V113H53L54 111H53V108L55 107V106H53V108H52V106H51V104L52 105H54V104H56V103H53V101H55L56 99H59L58 98V95L60 94L58 91H60L61 90V92H63V94H64V89H60V88H62V87H65V84L66 83H68L69 82V80L71 81L72 80V78L71 77H73L74 78V76L76 77V79H77V77H79L78 79H79V81L78 82H74L75 81V79L74 80H72L71 82H72V84L74 83V85L75 86H79L80 87V90H78L79 89V87L76 89L75 87H73V85L71 86V83L69 82L68 83V87H67V85H66V87L68 88V91H67V94H68V92H70L71 90H72V87L74 88L71 92H75L73 95H78L79 93H80V91H81V93L80 94H82V96L80 95V97H81V100L79 101L78 100V98L79 97H77V101H79V102H74V103H72L73 102V100H72V102L71 101H68V102H71L73 105L74 104H76L77 105V103H80V108H76V106H75V108L77 109V110H75L74 108H73V105L71 106V104H70V106L71 107H69V109L67 110L68 112H69V110L71 109H74L75 110V112L77 111L78 112V114H76V115H79V118L76 116V118H78L79 119V123L81 124V125H83L84 126V128H81V129H78V131H74V132H78V134H75L74 133V135L75 136H73V137H76L77 135H79V136H77V138H78V140H77V142H76V144L74 145V147H72V148H74L73 150V158L74 159H76V161H73L74 159H72V163H74L75 162V165H76V167L77 166H79V165H81L82 163H81V157L83 156V155H85L86 153V155H85V157L87 158V159H92L93 157H95V153H93L96 149L98 150V148H102L104 151H105V149H106V147L108 146V145H106V140H107V138H106V134H101L100 135V133H106L107 132V129H108V125L109 124H106L105 123V121H104V118L103 117H101V116H99V114H100V112L103 110L102 109V107L104 106V108H107V106H108V104H107V100H110L111 98H110V96H109V93L110 92H108V94L105 92V91H108L109 89H111V88H109L108 90H104V89H102V88H105L107 85H109V87H111V85H110V83H109V81L107 80V79H105L106 77L107 78H109L108 77V74H111V73H113V69H116V71L114 72V73H117V65L115 66L116 68H113L114 66H111L112 67V70H111V72L110 73H108L107 71L105 72L106 74H107V76L105 77V73H104V78L103 79H105V81L104 80H101V71L103 70H101V69H96L95 71H97L94 75H93V73L95 72L94 71V68H93V66H95V64H96V62H94L93 63V66H91V68L89 67L90 65H92V61L94 60V61H99L98 63H100V59H102V52L100 51V53H97L96 51L97 50H93L94 52H91V53H89V56H88V51H90L91 50V48L93 47V43L96 41V46H95V48H97V49H100L101 47H102V45H104V42L106 43V41H102V40H106L108 37H106V39L104 38V36H105V34H103V33H101L102 31H103V29H104V25H107V24H104V17L106 16V15H104V12H106V14L107 15H111L112 14V7L115 5V3H116V6H119L120 5V3H121V0H117L111 7L109 6V9H106V8H103L102 6V8L99 6V4L101 5V4H103V3H99L101 0H82V2H85V11H86V14H84L85 16H87V17H85V18H89V20H90V26H89V22H88V26H89V28H88V26H87V28L85 29V30H87V31H83L84 32V35H82V36H85V32H88L89 30H91V33H90V36L91 37H88L89 35H86L85 36V38L86 39H88V40H85V42L87 43H85V42H83V39H85V38H83V39H79V40H82V43H84V44H82L81 43V41H79L80 42V45H79V50H78V48L77 47H74V48H76L79 52H80V54H81V52H82V54H83V52L84 51H81V48H85V52H84V54L85 53H87V54H85V56L84 57H82V60L81 59H79V58H81V55H80V57H79V53H78V51L77 52H75L73 49V51L75 52H73L74 54H75V56H77V57H75V58H77V59H79V60H81L82 61V64H79V63H81V62H79V63H77V61L78 60H76L75 61V58H73V60L75 61V63H74V65H72V62L71 61H69L70 63H71V66H72V68H74L73 66H75V70H74V72H73V70H72V73H74V76H72V75H70V74H72V73H70V71H68L69 72V74L67 73V69L69 68H67V64H65V68H67V69H65L64 67H63V64L64 63H66L67 61H66V55H64V52L67 50H65V47H64V44L62 43V39H61V37H63V34H65V31L66 30H64V31H62L64 28H63V26H65V25H67L68 24V20H69V18H68V20H66L67 21V24L65 23L64 24V13L65 14H67L66 13V9H67V7L68 6H66V4L65 3H67V0L64 2V0H25ZM75 1H78V0H75ZM113 1V0H112ZM119 1V5L117 4V2ZM176 0H157V5L158 6H155L156 7V11H155V14H154V16L153 17H155L156 19L155 20H153V21H156V23L158 24V27H156V31H158V33H159V36L157 37V35H158V33H156V31H155V34L154 35H156L155 36V38H154V44L152 45L153 46V48H151V49H155L154 51H153V54H155V55H160V53L163 55L162 57H161V55H160V57H158L157 58V56H155V58H151V60H153V59H155V62H157V63H155L154 61V65L152 64V69H153V66L154 67H156V68H158V69H160V74H162L161 76H163V74H164V72H166L167 71V73L169 72V70H171V69H173L175 66H176V68H175V70H177L178 71V69H177V65H178V67H179V64H177L178 62H181V59H180V53H179V55H177V56H179V58H177L176 56H173V53H172V51H177V50H175V49H173L174 48V46H176L174 43H176V42H178V41H175L176 39H177V37H176V32H177V29L176 28H178L179 29V26L177 27L176 25H174V22H173V17L175 18V16H172V15H174L173 13H172V11L174 12V8H176L175 9V11L176 10H178L179 8H177L178 6L180 7V5L182 4V2H181V0H180V2H181V4L180 5H178L177 7H175V5H177V3L179 4L180 2H175ZM190 1V0H189ZM199 3H201V9H200V11L201 12H203V13H205V14H207L208 13V11H210L209 9L211 8V7H209V5L211 6V4L208 2V0H197ZM213 1V0H212ZM9 2V3H10ZM70 2V0H68V4H70L69 3ZM82 2L80 3V2H78L79 4V6H81V4H82ZM124 2V1H123ZM141 2H143V3H145L146 1L145 0H141ZM214 2V1H213ZM219 2H220V0H219ZM15 3V2H14ZM14 3L13 4H11V6L12 5H14ZM20 3H21V1L19 2V5H17V6H19L18 8H19V10L21 9V8H24V5L22 4V6H20ZM152 3V2H151ZM154 3L156 4V0H155V2H153V6H151V7H153V8H155L154 7ZM183 3H185V2H183ZM212 3V2H211ZM17 4V2L15 3V5ZM124 4V3H123ZM10 5V4H9ZM125 5V4H124ZM123 5V6H124ZM144 5H146V4H144ZM152 5V4H151ZM200 5V4H199ZM79 6H77V5H75L73 8H81V7H79ZM84 6H82V9H84L83 8ZM144 7H146V6H144ZM148 7H150V6H148ZM6 8H3V9H6ZM25 8V9H26ZM72 8V9H73ZM75 8V9H76ZM77 8V9H78ZM87 8V9H86ZM114 8H115V6H114ZM113 8V9H114ZM117 8V7H116ZM115 8V10L117 11V10H119L120 11V9H116ZM199 8V6L196 8V9H198ZM263 9V13H264V7H262ZM2 9V10H3ZM28 9H26L25 10V12L27 13V10ZM72 9H68V13H69V10H71V11H74V10H72ZM82 9H81V11H82ZM123 9V8H122ZM128 8H126V10H127ZM2 10L0 11V13L2 12ZM24 10V9H23ZM22 10V14H24L23 11ZM114 10V11H115ZM180 10V9H179ZM184 10V9H183ZM16 12H17V14L20 12V14H21V11H18V9L16 8V10H15ZM14 11V12H15ZM75 11H77V10H75ZM74 11V13L75 14H79L78 12L76 13ZM79 11H80V9H79ZM117 12V14L118 13H120V12ZM196 11V10H195ZM199 10L197 11V12H200ZM261 11V10H260ZM3 12L5 13V15H6V12H5V10H3ZM83 12H84V10H83ZM123 12H124V10H123ZM123 12H121V13H123ZM154 12V11H153ZM177 12H179V11H177ZM177 12H175V15L177 14ZM3 13V14H4ZM11 13V12H10ZM24 14V15H26L27 16V18L29 17V13H28V15L27 14ZM81 13V17H79L80 19L82 18V12H80ZM114 13V12H113ZM126 13V12H125ZM7 14H8V10H7ZM195 14H197V13H195ZM202 14V13H201ZM201 14H199V16H201ZM12 15V14H11ZM15 15V14H14ZM19 15V14H18ZM23 15V16H24ZM83 15V16H84ZM204 15V14H203ZM254 15H256V12L255 13H253L252 15H250V16H248L249 18L251 17V18H253L254 17ZM8 16V15H7ZM22 16V15H21ZM22 16V17H23ZM176 16H178V15H176ZM192 16H194V15H192ZM191 16V17H192ZM198 15H196L195 17H197ZM2 17H4V18H6V16H2V14H1V18L0 19H2ZM14 17V16H13ZM18 17V16H17ZM25 17V16H24ZM23 17V18H24ZM76 17H77V15H76ZM111 17H113L112 15H111ZM117 17H119V16H117ZM190 17V18H191ZM11 18V17H10ZM9 18V19H10ZM26 18V17H25ZM79 18H78V20H79ZM84 18V19H85ZM107 18V19H106ZM177 18V17H176ZM175 18V19H176ZM17 19H19V20H21V18H17ZM67 19V18H66ZM72 19L75 21V20H77V19H75V16H73L72 17ZM114 19V18H113ZM121 19V18H120ZM120 19L118 20V19H116V21L118 20V22L120 21ZM124 19V18H123ZM3 20V19H2ZM1 20V21H2ZM4 20H6V19H4ZM110 20V19H109ZM108 20V17L106 16L105 17V21H106V23H108L107 21H109ZM9 21V20H8ZM10 21H11V19H10ZM18 21V20H17ZM17 21H15L14 20V24H16L15 22H17ZM21 21H24V23L25 22H27L26 21V19H22ZM20 21V22H21ZM70 21V23L72 22V20H69ZM82 21V20H81ZM86 21V20H85ZM92 21L94 22L93 24H92ZM111 21H112V18H111ZM116 21H114V23L116 22ZM124 21V23H127L128 24V21H126V19H124V20H122V21H120V22H123ZM78 22H80V21H78ZM117 22V23H118ZM12 24L11 25H13L14 26V24H13V22H11ZM17 23H19V22H17ZM21 23H23V22H21ZM20 23V24H21ZM77 23V22H76ZM112 23V22H111ZM124 23H121L120 25H118V26H120L119 27V29H122L121 28V25H123ZM4 24V22L2 21L1 23H0V28H2V27H4V29H5V26H2V25ZM9 24V23H8ZM27 24V23H26ZM72 24V23H71ZM99 24V25H98ZM113 24V23H112ZM111 24V28H109L110 30H112V28L114 27L113 25H115V24H113L112 25ZM119 24V23H118ZM172 24L174 25V27L172 26ZM176 24V23H175ZM264 24V22L262 23V24H260V25H258V26H255V27H251V31H250V43H251V47H252V51H253V53H256L257 52V50L261 47H264V31H262L261 33H260V35H256V34H253V32L255 33V29L256 28H258L259 26H262ZM11 25H10V27H11ZM23 25V24H22ZM74 25V24H73ZM72 25V26H73ZM188 25V24H187ZM21 26V25H20ZM69 26V25H68ZM67 26V27H68ZM71 26V27H72ZM116 26H117V24L115 25V27L113 28V31H116V33H117V28H118V26H117V28H116ZM183 26V25H182ZM181 26V27H182ZM210 26V25H209ZM209 26H207L206 28L203 26V30L205 31L204 32V35H208V37L207 36H203V31L202 30H200V32H202V35L201 36H203L204 38H205V40H207L206 38H209V40H210V35H213L214 34V32L212 31V28H209ZM9 27V26H8ZM7 27V24H6V29L8 28ZM189 27V26H188ZM211 27V26H210ZM11 28H13L14 29V27H11ZM16 29H17V26L15 27ZM81 28H82V26H81ZM84 28V27H83ZM157 28H158V30H157ZM159 28H160V30H159ZM3 28H2V30H4ZM12 29V30H13ZM20 29H22V28H20ZM19 29V30H20ZM27 29V28H26ZM25 29V30H26ZM68 29V28H67ZM78 29V28H77ZM76 29V30H77ZM109 29L107 30V31H109ZM115 29H117V30H115ZM175 29H176V31H175ZM181 29V28H180ZM179 29V30H180ZM7 30H9V33L11 32H13V31H16L15 29L13 30V31H11L9 28L7 29ZM75 30V31H76ZM178 30V31H179ZM192 32H194V30L195 29H193L192 30V28L190 29ZM190 30H189V32H190ZM1 31V30H0ZM24 31V29L22 30V32ZM80 31V30H79ZM79 31H78V33H79ZM120 31V30H119ZM127 31H128V27H127ZM127 31H125V33L127 32ZM20 32L21 31H19V33H17L16 35V37L18 38L19 37V34H20ZM22 32H21V34H22ZM26 32V31H25ZM62 32H64V33H62ZM110 32V31H109ZM3 33L5 34V36L3 35ZM8 33V31H6V32H3V31H1L0 32V38L2 37L3 39H4V43H2L1 41L3 40L2 38L0 39L1 41V43H2V45H1V49H2V46L3 47H6L7 46V48H8V46H9V43H10V41H11V38H10V34L8 35L7 34ZM14 33V32H13ZM12 33V34H13ZM81 33V32H80ZM80 33L78 34V35H80ZM108 33V32H107ZM106 33V34H107ZM205 33H207V34H205ZM12 34H11V36H12ZM20 34V35H21ZM30 34H28V35H30ZM75 34H77V33H75ZM108 34H111V33H108ZM122 34H124V32L123 33H121V35ZM192 34V33H191ZM190 33L188 34V35H191ZM216 34V33H215ZM3 35V36H2ZM25 35V37H26V34H24ZM60 35H62L61 37H60ZM164 35V36H163ZM192 35H194V37L195 36H197V34L195 35V32L192 34ZM21 36H23V34L21 35ZM20 36V37H21ZM73 36V35H72ZM102 36V37H101ZM123 36V35H122ZM165 36H166V38H175V40H172V43L174 44V46H173V44L172 43H168V41L167 42H165L166 40H164V38H165ZM19 37V38H20ZM25 37L23 36V42H17V41H14V38H15V36L13 37V40H12V42L14 43H16V45L15 44H13L12 42L10 43V45L11 44H13V45H11V46H13L14 47V45H15V47L16 48H14V50H16V49H18L17 48V43H19L20 45L21 44H23L25 41H24V39H25ZM30 37V36H29ZM71 37V36H70ZM110 35H109V39H110ZM123 37H125L123 40H121L122 42H124V43H126V45H127V48H126V50L124 51V49H123V47L122 48H120V52H122V57H121V62H119L118 63V69H119V77H120V79H119V77H116V76H118V75H116L115 74V76H113V77H115V78H117V79H119L120 80V82L121 83H119V84H116V83H118L116 80H115V78L113 79V78H109V80L110 81H112V79H113V81H116V87H117V89H118V87H119V94H118V97H125V96H127V91H125L124 92V88L127 86V85H129L130 83H132V82H135L134 80L136 79H138V77L136 78L135 76L133 77L132 75H133V72L131 73V71H134V69H136L137 67L138 68H140V66H141V63H142V61H144L143 59L145 58L144 56V49H145V47L143 48V41H141V44L139 45V46H141V47H139V46H136L133 50H131V48H130V46H129V44L131 43V42H133L134 41V39L135 40H138V38H132L131 36H127L126 34H125V36H123ZM162 37H164V38H162ZM179 37V36H178ZM187 37V36H186ZM191 37V36H190ZM203 37H200V35H198V38H203ZM18 38V39H19ZM66 38V37H65ZM78 38V37H77ZM79 38H81V35L79 36ZM104 38V39H103ZM119 38H120V35H119ZM142 38H144L143 36H142ZM185 38V37H184ZM197 38V37H196ZM196 38H194V39H196ZM198 38H197V40H198ZM203 38V39H204ZM212 38V37H211ZM16 39V38H15ZM22 39H19L20 41L22 40ZM64 39V38H63ZM72 39V38H71ZM89 39H91V40H89ZM141 39V38H140ZM139 39V40H140ZM179 39V38H178ZM177 39V40H178ZM244 39V38H243ZM17 40V39H16ZM18 40V41H19ZM150 40V39H149ZM204 40V41H205ZM209 40H208V42H209ZM212 40V39H211ZM210 40V41H211ZM245 40V39H244ZM75 41L78 43V41L75 39ZM92 41H94L93 43H92ZM174 41V42H173ZM195 41V40H194ZM241 41H242V39H241ZM240 41V42H241ZM64 42V41H63ZM66 42V41H65ZM75 42V43H76ZM109 42H111V40L109 41ZM108 42V40H107V43H109ZM147 42V41H146ZM170 42V41H169ZM197 42V41H196ZM201 42V41H200ZM243 42H245V41H243ZM243 42H242V44H243ZM26 43H27V41H26ZM76 43V44H77ZM106 43V44H107ZM114 44H115V41L113 42ZM121 43V42H120ZM197 43H199V42H197ZM197 43H195L196 45H197ZM29 44V43H28ZM66 44V43H65ZM76 44H74L75 46H78V45H76ZM82 44V45H81ZM85 44L86 45H89V44H92V45H89L88 47H86L85 46ZM106 44L104 45V47H103V49L105 48V49H111L113 46H115L114 44H113V46H111V47H109L110 46V43L108 44V47H105L106 46ZM177 45H178V43H176ZM200 44V43H199ZM204 45L206 44V41H205V43H203ZM212 44V43H211ZM214 44V43H213ZM20 45H18V46H20ZM26 44H24L23 45V47H22V45L20 46V47H22L23 48V52H24V46H25ZM84 45V46H83ZM121 45H122V43L120 44V46H118V47H121ZM147 45V44H146ZM149 45V44H148ZM189 45H190V43H189ZM207 45H208V43H207ZM11 46H9L10 47V50H8L9 51V53L11 54V57H13V52H16V51H14L13 50V52H11L12 50H11ZM70 46V45H69ZM72 46V45H71ZM80 46H82V47H80ZM92 46V47H91ZM145 46V45H144ZM193 45H190V48L192 47ZM209 46H210V44H209ZM26 47V46H25ZM66 47H67V44H66ZM73 47V46H72ZM71 47V48H72ZM90 47V48H89ZM139 47V48H138ZM178 47V46H177ZM207 47V46H206ZM64 48V49H63ZM68 48V47H67ZM70 48V49H71ZM114 48V47H113ZM176 48V47H175ZM179 48V47H178ZM181 48V47H180ZM179 48V49H180ZM190 48L188 47V53L187 54H189L188 56H190V55H192L191 53V50H190ZM212 48V47H211ZM6 49V48H5ZM103 49H100V50H102L103 52L104 51H106V50H103ZM7 50H6V52H7ZM87 50V51H86ZM115 50H116V46H115ZM206 50H208V49H206ZM5 51V50H4ZM3 51V53L5 54V52ZM20 51V50H19ZM18 51V52H19ZM68 51H69V49H68ZM111 52L112 51H114V50H110ZM28 52V51H27ZM155 52V53H154ZM207 52V51H206ZM209 52H211V51H209ZM209 52L208 53H206V55L207 54H209ZM20 53V52H19ZM66 53V52H65ZM71 53V52H70ZM76 53H78L77 55H76ZM4 54H0V56L2 55V60H4ZM23 54H25V53H23ZM105 55H106V53H104ZM118 54H119V52L116 54V55H114L113 57L114 58H116V56H118ZM176 54H178V53H176ZM7 54H5V56H6ZM68 55H69V53H68ZM110 55V57H112V53L111 54H109ZM120 55H121V53H120ZM175 55V54H174ZM8 56H10L9 54L6 56V57H8ZM251 56L253 57H251L252 58V69L255 71V73H257V75H259V76H261V77H263L264 78V60L262 61H260L259 59H258V57H256V55L255 54H251ZM5 57V58H6ZM10 57V58H11ZM19 57V56H18ZM27 57L25 58L26 60H27ZM63 57H64V59H63ZM71 57H72V55H71ZM79 57V58H78ZM103 57H104V55H103ZM152 57H153V55H152ZM205 57H207V56H204V58ZM21 58H22V56L20 57V62H19V64H21V66H22V64H23V62L21 63ZM86 58V59H85ZM88 58H90L91 59V64H90V62H89V66H88V64H87V66H84L83 68L85 69L86 68V70H88V67H89V70H91V74H87V75H85L84 73L82 74V75H85V76H87L88 78H89V76H91L92 77V75H93V78H94V80H91V82H87V83H89L90 85H92V84H94V87L92 88V86H91V90L92 89H95V88H97L98 89V91L96 90V91H92V93H90V91L88 90V88H89V84H87L86 83V77L85 78H83V76H81V74H79V71L78 70H76V69H78L79 67L81 68V69H83L81 66L83 65V59H85L84 60V63L86 62L87 63V61H88ZM105 58V60L107 61V59L109 58V56L107 55V57L105 56L104 57ZM103 58V59H104ZM114 58H109L108 60L110 61H114V60H116V59H114ZM6 59H8L9 60V57L8 58H6ZM102 59V60H103ZM117 59H118V57H117ZM180 59V60H179ZM207 60H209L208 58H206ZM206 59H204L202 62H201V64L199 65V68H201L202 66V68H204V65L206 66L207 64V60ZM261 59V58H260ZM11 61H13L14 60V58H13V60H12V58L10 59ZM10 60L8 61V62H10ZM65 62H64V61ZM68 60V59H67ZM87 60V61H86ZM179 60V61H178ZM15 61V60H14ZM17 61V60H16ZM23 61V60H22ZM110 61V63H112ZM8 62H3L2 61V63H4V64H6L5 65V67L8 65L9 66V64H8ZM25 62V61H24ZM62 62H64V63H62ZM2 63H1V59H0V66L2 65ZM14 65L15 64H17L16 62H14L13 63ZM19 64H17V65H19ZM26 64V63H25ZM75 64H78L79 66H76ZM100 64H102V63H100ZM105 64V63H104ZM103 64V65H104ZM177 64V65H176ZM181 64V63H180ZM12 65V64H11ZM103 65H100V66H102L103 68L105 67H107V65H109L108 64V62L106 63V65L105 66H103ZM156 65V66H155ZM175 65V66H174ZM7 66V68L9 69V67ZM20 66V65H19ZM18 66V67H19ZM70 66V65H69ZM70 66V67H71ZM97 66V65H96ZM150 66V65H149ZM172 66H174V67H172ZM17 66L15 65V68H16ZM78 67V68H77ZM102 67H100V68H102ZM111 67H110V69H111ZM151 67V66H150ZM207 67V73H210V71L208 72V66H206ZM205 67V68H206ZM2 68H4V67H2L1 66V68H0V72H1V81H2V79L4 78V77H2V76H5L4 74L6 73V75H9L10 76V74H12V73H10V74H8V70H7V68L6 69H4V70H7L6 72H3L2 73ZM12 68H13V66H12ZM80 68H79V70H80ZM131 68H134L133 70H131ZM156 68H154V69H156ZM65 69V70H64ZM3 70V71H4ZM9 70H11V69H9ZM13 70V69H12ZM15 70V69H14ZM17 70H18V68H17ZM23 70V69H22ZM71 70V69H70ZM86 70H83V72L84 71H86ZM100 70V71H99ZM151 70V69H150ZM162 70V71H161ZM203 70H206V69H203ZM210 70V69H209ZM78 72L77 74H79V76H76L77 74H76V72ZM80 71H82V70H80ZM157 71V70H156ZM177 71H174V72H177ZM11 72V71H10ZM19 72V71H18ZM150 72H153L152 70L150 71ZM161 72H163V73H161ZM205 72V71H204ZM225 72V71H224ZM23 74H24V72H22ZM159 73V72H158ZM206 73V72H205ZM20 74V73H19ZM18 74V75H19ZM132 74V75H131ZM224 74V73H223ZM13 75H14V73H13ZM13 75H11L12 77H13ZM69 75H70V77H69ZM143 75V74H142ZM149 75V77H150V73L148 74ZM148 75H146V78H148ZM152 75V74H151ZM20 76V75H19ZM152 76H154V75H152ZM161 76H160V78H161ZM180 76V75H179ZM196 76V75H195ZM206 76H207V74H206ZM206 76H205V78H206ZM12 77H8V79L7 78H5V79H3V85L1 84V81H0V87H1V92H2V94H5V93H7L8 91H10V89H11V78ZM69 77V78H68ZM90 77V78H91ZM212 76H210L209 77V75L207 76V78H210V79H212L211 78ZM23 78V77H22ZM71 78V79H70ZM90 78H89V80L87 79V81H90ZM145 78V79H146ZM195 78V77H194ZM207 78H206V82H208V83H206L205 82V84H204V86H203V89H202V91H200V93L201 92H203L202 93V95L199 97V94L200 93H194V94H196V95H192V97H193V100H192V104H191V106H193V108L195 109V111H194V114H193V116H195V114H196V116H198V115H201L202 113H207V116L210 118V115H211V107H210V105H211V103H210V101H212L213 100V94H214V92H212V90H211V86L212 85H210V84H212L213 83V80H212V82L211 81H209V79L207 80ZM214 78V77H213ZM252 78V77H251ZM254 78V77H253ZM18 79V78H17ZM20 79V78H19ZM69 79V80H68ZM142 79H143V77H142ZM141 78H140V81L142 80ZM150 79V78H149ZM149 79H147V80H149ZM162 80H165V79H163V78H161ZM224 79V78H223ZM226 79V78H225ZM255 79H257V77L255 76ZM146 80V81H147ZM169 80V79H168ZM24 81V80H23ZM68 81V82H67ZM92 81H94V83L92 82ZM138 81V83H139V80H137ZM136 81V82H137ZM143 81V80H142ZM102 82H104V83H109V84H105V86L104 85H102ZM211 82V83H210ZM76 83H78V84H76ZM97 83V85H95ZM142 83V82H141ZM147 83V82H146ZM163 83V82H162ZM162 83H160V85H159V87H158V89H157V91H155V92H153V94L154 95H151V93L150 92H148L150 95H148L146 98L149 100V106L151 107V109L152 110H150L151 111V113L152 112H154V113H156L157 111V109H156V104H159V103H157V99H160V97H162V100H163V97L165 96H167L166 94H164V96H163V93L164 92H166L167 90L165 89V87L166 88H168L169 89V87L170 86H168L169 85V83H168V81H167V83H166V85L165 84H163V85H161ZM19 84H21V83H19ZM115 84H113V85H115ZM134 84V83H133ZM171 84V83H170ZM174 84V83H173ZM180 84V83H179ZM148 85V84H147ZM176 85H177V83H176ZM218 85H220L219 87L222 89V88H224V83L223 82H221V84L220 83H218ZM139 86H141V88H142V85H137V87H135L136 88V90L135 91H137V88H138V90L140 89V87ZM164 87V89L166 90V91H163L164 89H162L163 87ZM168 86V87H167ZM182 86H183V84H182ZM181 86V84H180V86L179 87H182ZM115 86H113V89L111 90V91H113V90H115V88H114ZM66 88V89H67ZM69 88L71 89V90H69ZM132 88V87H131ZM135 88H133V90L135 89ZM57 89H60V90H58L57 91ZM75 89H76V91L78 92H76L75 91ZM102 89V90H101ZM115 90L114 92H116V91H118V90ZM156 89V88H155ZM180 89V88H179ZM212 89H213V87H212ZM99 90H101V93L102 92H105L107 95H108V97H109V99L107 98V100L105 101V102H103V106L102 107H98V100L100 99V97H99V99L97 98V96H98V94H99ZM141 90V89H140ZM148 90V89H147ZM176 90H177V88H176ZM59 93V94H57V92ZM89 91V92H88ZM0 92V93H1ZM94 92H97V93H94ZM157 92V93H156ZM168 92L170 93V91L168 90ZM19 93H20V91H19ZM112 93V92H111ZM156 93V94H155ZM213 93V94H212ZM219 93V92H218ZM66 94V93H65ZM90 94H92V95H90ZM102 94H104V93H102ZM113 94V93H112ZM126 94V95H125ZM182 93H180V95H181ZM101 95V94H100ZM162 95V96H161ZM59 96H61V94L59 95ZM6 97V96H5ZM3 98V100H5V105L8 103V102H6L7 100H6V98ZM13 97V96H12ZM74 97V96H73ZM76 97V96H75ZM104 97H106V95L104 94ZM104 97H103V99H104ZM111 97H113V96H111ZM165 97H164V100H166L165 101V103L167 102V100H168V102H169V99L170 98H168V99H165ZM169 97H170V95H169ZM191 97V98H192ZM199 97V98H198ZM11 98V97H10ZM73 99H75V98H73ZM80 99V98H79ZM147 99H146V103H148L147 102ZM255 99L257 100V98L255 97ZM258 99H259V97H258ZM0 100H1V95H0ZM161 100V99H160ZM225 100V99H224ZM224 100H223V102H224ZM18 101V102H19ZM100 101H103L102 100V96H101V100ZM159 101V100H158ZM220 101V100H219ZM23 102V103H22ZM67 102V103H68ZM110 102V101H109ZM108 102V103H109ZM168 102L166 103V108H168V106L169 107H171L170 106V104L169 105H167L168 104ZM104 103L105 104H107L106 106L104 105ZM113 103V102H112ZM162 103H163V101H162ZM165 103H164V105H165ZM190 103V102H189ZM37 104V105H36ZM50 104V106L48 107V105ZM69 104V103H68ZM219 104H220V102H219ZM218 104V105H219ZM256 104L258 105V107L259 108H261V106L263 105V99H260V100H257V102H256ZM3 105H4V101H3ZM18 105V104H17ZM24 105H25V107L27 106V108H25L24 107ZM59 105H57L56 104V106H59ZM214 105V104H213ZM221 105V104H220ZM222 105H224V104H222ZM221 105V106H222ZM0 106H1V101H0ZM19 106V107H20ZM79 106V104L77 105V107ZM109 106H111L110 105V103H109ZM212 106V105H211ZM220 106V107H221ZM10 107V105H8V107L7 108H9ZM47 107H48V109H47ZM213 107V106H212ZM215 107V106H214ZM7 108H4V110L5 109H7ZM25 108V109H24ZM49 108H50V110H49ZM216 108H218V107H216ZM223 108V107H222ZM10 109V108H9ZM19 109V110H20ZM34 109V110H33ZM80 109V110H79ZM100 109V110H99ZM102 109V110H101ZM150 109V108H149ZM224 109V108H223ZM3 110V111H4ZM25 110V111H24ZM70 110V111H71ZM222 110V109H221ZM219 111L220 113L222 112V111ZM48 111H49V113H52V114H54V116L52 115L51 116V114H49L48 113ZM50 111H53V112H50ZM100 111V112H99ZM2 112V111H1ZM21 112H20V114H21ZM38 112H39V110H38ZM60 113L59 114V116H57L58 115V113ZM249 112H251V111H249ZM248 112V113H249ZM4 113V112H3ZM2 113V114H3ZM34 113H37V111H35ZM62 113V114H61ZM150 113V112H149ZM1 114V113H0ZM16 114V113H15ZM30 114V113H29ZM67 114V115H66ZM74 113H70V116H74L73 115ZM214 114V113H213ZM4 115V114H3ZM5 115H8V113H6ZM5 115H4V117H5ZM22 116L24 115L23 113L21 114ZM27 115V117L29 118V115L28 114H26ZM48 115H49V117H48ZM101 115V114H100ZM215 115V114H214ZM220 115V114H219ZM249 115V114H248ZM251 115H252V113H251ZM250 115V116H251ZM8 116H10L9 118H12V116L11 115H8ZM15 116V115H14ZM22 116H20V118L22 117ZM31 116H32V114H31ZM30 116V117H31ZM69 116V117H70ZM212 116V115H211ZM222 116V115H221ZM253 116V115H252ZM1 117V116H0ZM25 116H23L22 117V119L24 118ZM50 117H52L53 119H51ZM57 117H58V119H57ZM247 117H249V116H247ZM2 118H3V116L1 117V119L0 120H2ZM8 118V117H7ZM32 118V117H31ZM31 118H29L30 120H31ZM50 118V119H49ZM62 118V119H63ZM17 119H19V117L17 118L16 117V119L15 120H17ZM55 119H56V121H55ZM118 119V118H117ZM147 119V118H146ZM149 119V118H148ZM147 119V120H148ZM194 118L192 117V119L191 120H193ZM219 119H221V118H219ZM247 120H248V118H246ZM10 120V119H9ZM13 120V118L11 119V121ZM21 120V119H20ZM30 120H29V122H30ZM35 120V119H34ZM49 120H51L50 122H49ZM54 120V121H53ZM68 120V119H67ZM72 120V118L70 119V121ZM74 120H75V118H73V122H74ZM108 120V119H107ZM109 120H110V118H109ZM108 120V121H109ZM115 120V119H114ZM137 117L135 116V114L134 113H132L131 114V116L128 114L127 116H124V117H119V120H118V125H117V127L115 128V124H114V127H111L110 128V130L111 129H113L114 131H116L117 130V134H115V136L116 135H118V133L120 132H122L123 133V130L125 129V135L124 134H122V135H120L121 136V139L119 138V140H118V142L117 143H115V144H119V143H128V142H134V140H136L135 139V134H136V131H137V129L136 130H134V126H135V124L136 123H138L137 122ZM153 120V121H152ZM152 120L151 119H149V122H148V124L149 125H151L150 126V131H148L149 132V134H150V132H153V131H155L156 133H158V139L157 140H160L161 141V144H162V142L164 143L165 142V140H166V142L165 143H167V136H169V134L167 135V131H166V129H169L168 128V126H170L171 124H168V125H166L165 123H163V121H161L160 119H157V118H152ZM190 120V121H191ZM249 120H251L250 119V117H249ZM10 121V122H11ZM18 121L19 120H17V122H15V121H12V122H15V123H17V124H19L18 123ZM63 121H65L66 122V119L64 120L63 119ZM62 121V122H63ZM76 121H77V119H76ZM194 121V125H195V122H196V120L194 119L193 120ZM193 121H191V122H193ZM219 121V120H218ZM1 122V121H0ZM9 122V121H8ZM20 122V121H19ZM65 122L64 123H61V124H65ZM69 124H70V122H69V120L67 121ZM111 122H113V121H111ZM164 122H168V121H164ZM7 125H8V123H7V121L5 122ZM5 123H4V125H5ZM26 123H28V122H26ZM31 123V122H30ZM33 123V122H32ZM31 123V124H32ZM109 123V122H108ZM140 123V122H139ZM147 123V122H146ZM201 122H198V124H200ZM2 124V123H1ZM1 124H0V127H1ZM14 124V123H13ZM111 124V123H110ZM165 124V125H164ZM191 123H189V125H190ZM7 125H5V126H7ZM36 125V126H37ZM105 125H107V126H105ZM141 124H139V126H140ZM35 125H33L32 127V131H36L37 129H38V127L35 129V127H34ZM52 126H54V124L52 125ZM59 126V125H58ZM61 126H63V125H61ZM73 126V125H72ZM80 126V125H79ZM111 126H113V124L111 125ZM123 126H125V128L124 129H122L123 128ZM138 126V127H139ZM165 126H167V128L165 127ZM193 126V123L190 125V130L192 131V132H190L189 133V131L187 130L186 132V135H188V133H189V135L191 134V141H192V139H193V141H194V136H192V133H193V130L194 129H192V128H194V127H192ZM75 127V129H77V127H78V125H77V127L76 126H74ZM137 127V128H138ZM147 127V126H146ZM192 127V128H191ZM5 129H6V127H4ZM11 128V127H10ZM107 128V129H106ZM115 128V129H114ZM5 129H3V130H5ZM34 129V130H33ZM83 129V130H82ZM106 129V130H105ZM149 129V128H148ZM2 130V131H3ZM68 130V129H67ZM79 130H82L81 131V133L79 134ZM1 131V132H2ZM34 131V132H35ZM105 131V132H104ZM109 131V130H108ZM166 131V132H165ZM69 132V131H68ZM67 132V133H68ZM185 132V131H184ZM195 132V131H194ZM11 133V132H10ZM62 133H64V131L62 132ZM65 133H66V131H65ZM142 133V132H141ZM156 133L154 134V135H156ZM260 133V132H259ZM71 135H72V133H70ZM69 134V135H70ZM152 134V133H151ZM8 135V134H7ZM29 135V134H28ZM27 135V136H28ZM31 135V134H30ZM59 135V136H58ZM62 135H65L66 136V134H62ZM118 135V136H119ZM125 137H124V136ZM3 136V135H2ZM118 136H116V137H118ZM137 136V135H136ZM212 136H213V134H212ZM212 136H209V135H207V133H200L199 135H197L196 137H195V140H199V141H202V140H204V141H206V142H208V140H209V138L210 137H212ZM258 136V135H257ZM264 135H259V137H260V139H259V145H260V147H259V152L258 153H260V154H262V152H264V148H262L261 149V144L263 143V140H264V137H263ZM61 137H63V136H61ZM68 136H66V137H64V138H62L61 140H63L62 142H64V144L67 146L68 144L67 143H69L71 140V138L73 139V137L72 136H70V138H69V140H68V142L67 143H65V141H64V139L66 140V138H67ZM108 137H109V134H108ZM164 137H166L165 139H164ZM193 137V138H192ZM57 138V139H56ZM161 138V139H160ZM169 138V137H168ZM60 139V138H59ZM155 139H156V136H155ZM164 139V140H163ZM187 141H189V139H188V136H187ZM257 139H258V137H257ZM2 140V139H1ZM14 140V139H13ZM32 140V139H31ZM163 140V141H162ZM6 141H8L7 139H6ZM190 141V142H191ZM261 141V142H260ZM3 142V141H2ZM9 142V141H8ZM28 142H29V145H28ZM30 142H32V143H30ZM59 142H60V140H59ZM62 142H60V143H62ZM190 142H186V143H190ZM4 143V142H3ZM10 143V142H9ZM17 143H19V142H17ZM16 143V144H17ZM73 143V142H72ZM164 143V144H165ZM261 143V144H260ZM15 144V143H14ZM59 144V143H58ZM164 144H162V146L164 145ZM168 144V143H167ZM1 145V144H0ZM3 145V144H2ZM4 145H7V142L4 144ZM10 145H11V143H10ZM62 145H63V143H62ZM37 146H38V144H37ZM73 146V145H72ZM110 146V145H109ZM122 146V145H121ZM161 146V147H162ZM166 146H168V145H166ZM6 147V146H5ZM13 147V146H12ZM63 147V146H62ZM61 147V148H62ZM67 147H69V146H67ZM113 147H114V145H113ZM164 147H165V145H164ZM262 147H264V144L262 145ZM22 150H23V148L22 147H20ZM31 148V147H30ZM46 148L44 149V150H46ZM58 148H60V147H58ZM60 148V149H61ZM3 149V148H2ZM5 149V148H4ZM17 149V148H16ZM32 149V148H31ZM59 149V150H60ZM68 149V148H67ZM71 149V148H70ZM70 149H68V150H70ZM108 149V148H107ZM162 149H163V147H162ZM20 150V149H19ZM26 150H23V152L25 151L26 152ZM58 150V151H59ZM72 150V149H71ZM102 150V151H103ZM5 150H3V152H4ZM15 151H17V150H15ZM31 151V152H30ZM57 151V152H58ZM89 151V152H88ZM102 151H100V153L102 152ZM159 151V150H158ZM157 150H156V152H158ZM11 152V151H10ZM18 152V151H17ZM16 152V153H17ZM20 152H22V151H20ZM49 152V153H48ZM64 152V151H63ZM62 152V153H63ZM65 152H66V149H65ZM63 153L64 155L66 154V153ZM69 152V151H68ZM162 152V151H161ZM16 153H15V155H16ZM47 153L49 154V155H47ZM59 153V152H58ZM163 153V152H162ZM171 153V152H170ZM187 152H185L184 153V155L186 154ZM24 154L25 153H23L22 155L24 156ZM68 154V153H67ZM66 154V156H68ZM165 154H167V153H165ZM165 154H162V158H165ZM172 154V153H171ZM187 154H189L190 155V152L189 153H187ZM186 154V155H187ZM5 155V154H4ZM14 155V156H15ZM19 154L17 153V156H18ZM70 155H71V151H70ZM157 153H154V155H153V157H152V159H150L151 160V162H152V164L151 163H149V165L151 164L153 167H156V168H158L159 170V175L160 174H162L160 177H162L161 179H163V180H161L160 181V183L158 184V185H155V190H158V188H157V186H160V184H162V183H164V182H168L169 181V179L170 178H173V175H174V178H176L175 177V174H177V172H175L174 174H173V168H172V163L170 164V162H172V161H169V164H168V162H167V164H165V163H162V161H161V159L159 158V157H157ZM170 154H167L166 156H169ZM188 155V156H189ZM17 156L15 157L17 160L19 159V158H17ZM22 156V157H23ZM54 156V157H53ZM61 156H62V154H61ZM164 156V157H163ZM175 156V155H174ZM187 156V157H188ZM47 157V158H46ZM157 157V158H156ZM172 157H173V155H172ZM186 156H181V158L179 159L180 160V163H179V165L177 166L178 167V169L180 168V166H184V167H188V163L190 162H188L187 163V161L188 160H186V158H185ZM14 158V157H13ZM69 158H71V157H69L68 156V158H66V159H69ZM84 158V157H83ZM82 158V159H83ZM23 160H24V158H22ZM52 159H56L55 161H56V163H57V165L56 164H54L53 162H52ZM171 158H169V160H170ZM70 160V159H69ZM163 160V159H162ZM165 160H167V159H164V161ZM14 161H16V160H14ZM51 161V162H50ZM67 161V160H66ZM66 161H65V164H66V167L67 168H64L63 170L66 172V174H63L62 173V175H65V176H69V175H67V169H68V167L70 166V167H73V169L74 170H76L75 168H74V165L72 164V163H70L71 161H69V163L67 162L66 163ZM178 161V160H177ZM48 162H50V164L51 163H53V164H51V165H48L47 166V163ZM64 162V161H63ZM2 163V162H1ZM32 163V162H31ZM81 163V164H80ZM176 163V162H175ZM23 164V165H22ZM24 164H28V165H30L29 166V172L28 171H26L27 173H29L30 175H32V174H34V176H32V177H35V180H32V181H30V183H31V185H29L28 184V177H31L30 175H28V174H26L25 173V178L27 179V182H25V180L24 181H22V184H24V183H26V184H24L25 186H23L22 184V186H20V184L19 183H21L20 182V180H18V179H20V173H22L20 170L23 168L22 166H24ZM20 165H22V166H20ZM32 165V166H31ZM166 165H168V166H166ZM17 166L18 167H20L19 168V170L17 169ZM27 166V165H26ZM26 166H24V168L26 167ZM171 166V167H170ZM175 166V165H174ZM173 166V167H174ZM177 167H174V168H176V171H177ZM189 167H191V166H189ZM24 168L22 169V170H24ZM81 168V170L79 169V170H76V171H74V172H77V171H79V172H77L76 174H75V177H73L74 179V181H72L70 178V180H71V183L73 182V183H75V185H74V187L76 186V190H78V191H80V192H82L83 193V188H81V187H83L82 185H84V182H86V181H88L89 182V180L87 179L89 176H90V172H89V169H88V167L87 166H85V165H82V167H80ZM13 169H15V171L13 172V173H11L10 171H12ZM72 169V168H71ZM67 170V171H66ZM70 170V169H69ZM17 171L19 172V174L17 173ZM63 171V172H64ZM74 172H71V174H73L74 175ZM6 173V172H5ZM23 173H24V171H23ZM32 173V174H31ZM192 173H194V172H192ZM61 174V173H60ZM69 174H70V172H69ZM19 175V176H18ZM158 175V176H159ZM187 176H185V178L183 177V179H184V182L186 183L187 182V179H189L188 177H189V175H191V172L190 173H187L186 174ZM18 176V177H17ZM3 177H1V180H0V183H1V181H3L5 178H3ZM177 177H178V175H177ZM3 178V179H2ZM18 178V179H17ZM23 177L21 176V179H22ZM24 178V179H25ZM89 178H91V177H89ZM68 179V180H69ZM23 180V179H22ZM31 180V179H30ZM67 180V181H68ZM18 181H19V183H18ZM62 181V182H61ZM67 181L65 182V186L66 185H68V184H66L67 183ZM189 181V180H188ZM43 182H44V185L46 184V186H47V188H46V195H45V197H43V198H41V206H42V208H41V206H40V213H38V206H37V204L35 205V207L37 206V210L35 209V207H33L32 205H31V203L33 202V200L35 199L34 198V194H38V196H40L41 194H43L44 195V192H43V188H44V185H43ZM68 182H70V181H68ZM71 183H69L70 185H71ZM87 183V182H86ZM217 184V183H216ZM216 184L214 183V186H212V190H211V192L208 194V197L210 198V203L209 202H207L208 200V197H206L207 199H206V202H205V204L204 205H207V203H209V205L208 206H204V207H201V206H199V210H201L202 211V213L201 214H206L207 215V219H213V218H217L216 216H218V217H221L222 218V220L224 221L223 222V233H221V234H219V235H216V237H215V241H216V248H215V251H214V257H213V259H212V256H210L209 254H207V255H205V257H203V258H199L198 256H196V253L195 252H193V251H195L196 250V248H195V250H194V243H196V239L194 238V237H192V238H183V236L181 237V238H183V242L181 243H178L177 241L176 242H170V241H168V242H166V244L165 243H162V242H160L157 246H156V248L154 249V252L152 253V251L150 252V251H148V252H146V253H143L141 256H140V259L142 260V261H144L146 264H169V261H171L170 262V264H194V262H195V264H209L210 262H211V264H217L218 263V261H219V264H264V234L263 235H261V236H257V234L255 233V232H252V233H250L248 236H240V237H234V236H232L231 234L232 233H234V232H232V226H231V219L230 218H228V211H231V209H232V207H233V205L232 204H228V203H226V199L229 197V196H231V195H234V193H237L238 192V190L240 189L239 187H240V185L238 186V188L239 189H237V188H234V189H227V192H220V190L218 191L217 190V187H216ZM73 185V184H72ZM86 185V184H85ZM243 185V184H242ZM91 186V185H90ZM218 186V185H217ZM220 186V185H219ZM218 186V187H219ZM227 186V184H223V186L222 187H220V188H225ZM66 187H68V186H66ZM74 187L72 188V189H74ZM70 188V186H69V189H71ZM175 188L176 187H171V189H170V192L169 193H172V192H174L175 193ZM242 188V187H241ZM243 188H247L248 190H252L253 189V185L251 184V182H247V183H244V185H243ZM89 189V188H88ZM87 189V190H88ZM226 189V188H225ZM92 190V189H91ZM223 191V190H222ZM42 192V193H41ZM184 192H186V195L185 196H188L189 197V200H191L190 198H191V195H190V192L188 191V189L187 188H185V191ZM41 193V194H40ZM82 193H80V194H82ZM160 193V192H159ZM18 194V195H17ZM40 194V195H39ZM86 194V193H85ZM86 195H88V194H86ZM90 195H91V193H90ZM210 195V196H209ZM38 196H36V198L38 197ZM81 196H85V195H81ZM79 197L78 196V198H81V199H78V202L77 203H79L80 201H81V204L80 205H78V207L76 208V206H75V212H73L74 214L76 213V215H77V213H78V210H79V214H78V217L76 218V225H77V227L75 228V229H73L74 227L72 226V225H70L69 226V223L70 224H72V222H74V220H68L69 221V223L66 225V227H68V228H66L65 229V232H67L68 231V235H72L73 233H74V231L76 232V234H75V237H74V235H72V237H74L73 239H69L70 238V236H69V238H67V240H70V242L69 241H67L68 243L66 244V242H65V244L63 243V242H61V240L59 241V242H57V243H63V245H71L72 243V241L71 240H73V246H71L72 248H74V252H73V259L71 258V260H72V264H81L82 262V260H81V258H82V256H83V252L81 251V249L83 248V246H85L84 244L86 243L85 242V240H83L84 238L87 240V241H89L90 240V242H92V241H95L97 244H95L96 246H98L99 247V249H102L103 250V248H106V249H104V252H106L107 250H110V252L115 248V249H118V247L121 249V250H119L120 251V259L122 260V262H124V263H127L128 261H130V256H129V254H128V243H132V242H134L135 241V239H142V235H144V233H145V228L144 227H142L141 226V224H139V223H127L126 225L124 224V226H123V223L120 225V226H122V227H124L123 229H122V227L120 228L119 227V222L118 221H116V222H118V223H116V222H111V223H106V225L104 226L102 223L101 224H99V222H95V221H92L94 224H92L91 226L89 225V224H91V223H89L88 224V221H89V219H86L85 217H87V212H86V210H87V208L88 207H90V208H92L90 205H92V203H93V207H94V205L96 204H94V201L92 202L91 200H94V199H90V200H88L87 198L88 197H90V196H86L85 198H83V197ZM18 197H19V199H18ZM40 197H42V195L40 196ZM40 197H38L39 199H40ZM187 197V198H188ZM37 198V199H38ZM10 199H16L15 201H17V202H15V203H13V201H12V203H9V200ZM19 200V203H18V200ZM39 199L36 201V202H38L39 201ZM157 199V200H156ZM160 196H157V197H155V199H154V201H152V204H148V206H147V208H149V207H152V208H162V218H161V221H159V223L158 224H156L153 228H154V232L156 233V234H163L164 232V230H165V228H176L177 227V224H179L181 221H178L177 219H179L178 218V216L181 218V216H180V214L179 215H177V209L173 206H168V205H164L163 204V202H161L160 200ZM1 200V199H0ZM4 200H2V201H4ZM36 200V199H35ZM83 200H86L85 202H82ZM204 200H205V198H204ZM203 200V201H204ZM219 200V201H218ZM76 201V200H75ZM192 201V202H191ZM190 202H191V206L193 207L194 206V204H193V199L191 200ZM213 201H217V202H215V204L217 203L218 204V202H219V205H221V213L218 215V208L216 207V208H214L215 210H213V205L214 204H212L213 203ZM1 202V201H0ZM90 202H91V204H90ZM212 202V203H211ZM221 202V203H220ZM247 203H245L244 205H246V206H248L250 209H251V207H253V205L254 206H256V207H258L259 206V208H260V210H262L263 208H264V201H259L258 200V198L255 196L254 198L252 197L251 199H249V201H246ZM1 203H3V202H1ZM0 203V205H2ZM21 203H23L24 204V207H25V210H24V212H21V211H19L21 208V205H19V204H21ZM34 203V202H33ZM39 203V204H40ZM83 203H85V204H83ZM255 203V204H254ZM15 204H17V209H18V211H19V213H18V211L17 212H15L17 209H15V206L14 205ZM70 204H72V203H70ZM83 204V205H82ZM90 204V205H89ZM188 204V206L187 205H185L186 206V211H184L186 214L189 212V211H192L193 209H195V207H197L198 205H202V202H200V203H198L197 202V206H194L193 208H191V209H187V207L189 208V205ZM193 204V205H192ZM196 204V203H195ZM66 205V204H65ZM184 205L181 207L180 206V210L181 211H179L180 213H183L184 214V212H183V210H182V208L184 207ZM211 205V206H210ZM218 205V206H219ZM19 206V207H18ZM32 206V207H31ZM96 206V205H95ZM190 206V207H191ZM203 206V205H202ZM216 206V205H215ZM235 206V205H234ZM69 207V206H68ZM20 208V209H19ZM70 208V207H69ZM254 208V207H253ZM22 209H24V208H22ZM74 209V208H73ZM78 209V210H77ZM151 209V208H150ZM76 210H77V212H76ZM89 210V209H88ZM145 210H147V209H145ZM189 210V211H188ZM188 211V212H187ZM215 211V215H214V212ZM0 212H1V210H0ZM16 213V217L15 216H13L14 214L13 213ZM21 212V213H20ZM71 212H72V210H71ZM90 213H91V211H89ZM88 212V213H89ZM147 211H144V213H146ZM177 212V213H176ZM217 212V213H216ZM7 213V214H6ZM24 213V214H23ZM88 214L89 216L91 215V214ZM240 213H242V212H240ZM0 214H2V213H0ZM5 214V215H4ZM13 214V215H12ZM20 215V216H18L17 217V215ZM93 214V213H92ZM95 214V213H94ZM183 214H181L182 216H183ZM186 214H185V216H186ZM23 215V216H22ZM75 215V216H76ZM146 215H147V213H146ZM177 215V216H176ZM241 215V214H240ZM242 215H247V216H249V213H242ZM256 215V214H255ZM88 216V217H89ZM259 216V214H257V216L255 217V218H257ZM262 216H264V215H261L260 217L261 218H264V217H262ZM20 217L22 218V219H20ZM71 217V216H70ZM73 218L72 219H74V215L72 216ZM87 217V218H88ZM92 217H93V215H92ZM91 218V217H90ZM255 218H253V219H255ZM19 219H20V221L21 222H19ZM252 219V220H253ZM18 220V221H17ZM85 220H88V221H85ZM184 220V219H183ZM183 220H182V222H183ZM262 220V219H261ZM20 223V224H19ZM87 223V224H86ZM98 223V224H97ZM0 224H1V221H0ZM17 224H19V225H17ZM74 225H75V222L73 223ZM184 224H186V225H184ZM257 224V223H256ZM183 225L185 226V228H184V230H187V232L189 231V229L192 227V225L189 223L188 225H187V222L186 221H184V223H183ZM253 225H255L254 224V222L253 221H251V223H249V224H247V226H245V228H243V230L245 229V231L248 229V228H250L251 226L253 227ZM17 226H18V228H17ZM19 226H21V228L19 227ZM34 226H39V227H41V229L43 228V233H42V239H41V236L39 235L40 233L38 232V236H39V238L43 241V243H41L42 241H40V239H38V238H34V240H33V238L31 239L30 238V236H29V233L31 232V230L34 228ZM47 226V228L44 230V228ZM176 226V227H175ZM32 227V228H31ZM38 227V228H39ZM242 227H244V226H242ZM37 228V229H38ZM69 228H71V230L73 231V233L72 234H70L72 231L71 230H67V229H69ZM218 228H219V225L218 226H216L215 227V230H218ZM19 229V230H18ZM40 230V229H39ZM17 231H20V233H19V239H20V237H21V239L19 240L18 239V235H17ZM34 232H35V228H34V230H33ZM38 231V230H37ZM41 231V230H40ZM71 231V232H70ZM137 231H138V236L137 237H139V238H135L134 236H136V233H137ZM36 234H37V232H36ZM67 234H66V236H67ZM30 235H31V233H30ZM34 235V234H33ZM32 235V236H33ZM105 235H107L108 236V238H107V236H105ZM37 236V237H38ZM106 237V239H109V240H105V241H107L109 244H105L104 242V240L102 241L103 242V244H104V247L102 248V246H103V244L101 243V240L102 239H104L105 237ZM115 236H120L121 238L119 239V240H113V238L115 237ZM166 236V235H165ZM34 237V236H33ZM68 237V236H67ZM71 237V238H72ZM104 237V238H103ZM158 237H161L160 235L158 236ZM227 237H229V239L231 240V244L235 247V250H236V252L233 254V255H228V253H226V251H225V243L223 244V243H220L221 242V239H223V238H227ZM59 239H61V238H59ZM58 239V240H59ZM139 239V240H140ZM19 240V241H18ZM36 240H39L40 242V244L39 243H37L36 244V246L34 245V243L36 242ZM66 240V239H65ZM35 241V242H34ZM201 241V240H200ZM89 242V243H90ZM253 242H258V246H256V247H254V249H249V250H243V248H244V246H245V244L246 243H249V245H250V243H253ZM36 247H34V246ZM62 245V244H61ZM106 245V246H105ZM45 246H46V244H45ZM227 246V245H226ZM39 247V246H38ZM42 247V246H41ZM44 247V246H43ZM47 247V246H46ZM68 247V246H67ZM70 246H69V248H71ZM90 246H88V248H89ZM85 248V247H84ZM38 249H40V248H38ZM41 249H43V250H40V253L43 255V258H42V260H43V264H48L49 263V255H48V253H49V249L48 250H46V248H41ZM73 250V249H72ZM81 251V252H80ZM72 252H70V254L72 253ZM38 253H39V251H38ZM40 254V255H41ZM35 255V254H34ZM40 255H37V256H40ZM69 255V254H68ZM109 256H110V254H109ZM19 257H21V258H19ZM40 257H42V256H40ZM70 257H71V255H70ZM210 257H211V261H210ZM17 258H18V261H17ZM3 259V261H1ZM19 259H20V261H19ZM67 259H68V256H67ZM165 259H168L169 261H168V263H167V261H164ZM25 260V261H26ZM35 262H37V261H35ZM22 263H24V262H22ZM32 264V263H31ZM38 264V263H37Z\"/></svg>",
    "mask_w": 264,
    "mask_h": 264
}]
</instances>
